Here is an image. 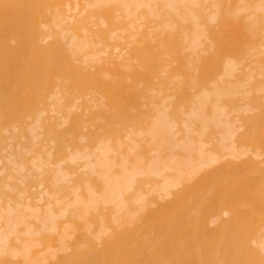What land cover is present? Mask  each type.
<instances>
[{
    "label": "bare ground",
    "instance_id": "bare-ground-1",
    "mask_svg": "<svg viewBox=\"0 0 264 264\" xmlns=\"http://www.w3.org/2000/svg\"><path fill=\"white\" fill-rule=\"evenodd\" d=\"M80 2L81 1H84L85 3L87 2V4H86V6H91V4H92V6H91V8H86L85 9V4L83 3V8H80V9H83V11L85 12L87 9H90V12H88L87 13V11L85 12V13H87V14H85V13H81V15H80V12H79V14H76V16H79V17H77V18H72V15L71 16H68V17H66L67 15H66V12L68 13V8L69 9H71V8H73V13L75 12V7H76V5L79 3H77V0H76V2L75 3H77V4H75L74 2L72 3L73 5L72 6H74L75 5V7H71L70 8V6H68V8H67V2H68V0H0V134H1V132H2V134H3V132L5 131V133H7L8 131H7V127L9 126H11V124L9 125V123H12V122H14V123H16V122H19V123H26L25 121L26 120H24V119H26V117H28V116H30L31 117V115H32V113H33V110L37 107V106H39V104L41 103V102H43V101H45L44 100V98L45 97H47L48 98V101L50 102V100H49V96L50 95H56V93H58L60 96H61V98L64 96V97H66L67 99L65 100L64 99V97H63V100L62 101H66L67 103H66V105L68 106H71V104H70V102L72 101V99H73V105H75L77 102V100H80L79 98L77 99L76 97H79V96H83V95H85L86 93H88L89 92V94H90V92H92V94H93V92L94 93H98V95H99V93H100V95H101V97H100V95H99V97L100 98H102V97H104V99L102 98V99H100L99 97H98V95H97V97L101 100V102L99 101V99H97L96 100V98H95V100H96V103L93 101V99H91V97L93 96H96V94L94 95H92L91 97H90V101H86V99L84 100V102L86 101V102H90V103H92V101L95 103L93 106V108H91L92 106L91 105H87V107L85 108V114H83V118H82V115H81V113H80V115H79V113L77 114V111L79 110L78 108H77V110H75L76 112H74V110H72V109H70V108H68V111H64V113H66V115H67V113H68V115H69V117L72 115L73 117L72 118H74V115L75 116H77L76 118H79V116L82 118H79V119H81V120H78L77 122H76V124H75V121H74V123H73V121H71L70 123H69V121L67 120V128H69L68 130V132L66 131L67 130V128H65V129H63L62 127H60V125H61V123H60V125L58 126V127H60V128H62V131L60 130V129H58L57 128V124L55 123V126L56 127H54V125H51V124H48V123H44L43 124V126H44V134L41 132V134H43V136H45L46 138H48L49 139V141L48 142H52L51 143V147L49 148L50 149V151H49V153H48V150L45 148V147H47L46 145H45V147L43 148V149H46L45 150V152H47L48 154H49V156H47V153H46V155H44V152H43V156H45V157H47V158H42L41 157V155L39 156V157H41V158H39V161H38V158L36 159V160H34V158H33V163H34V165H33V163L32 164H28V169L27 170H30L31 171V173H33L34 171H35V168L33 169L32 167H34L36 164V166H42V164H43V167L44 168H46L45 169V173H43V171H42V173H40V174H43V176H41L39 173H37V174H39V175H37V176H40L41 178H39V177H37V180H40V181H38L39 183H38V186H41V185H39V184H41L42 182H44V183H46L45 185L47 186V185H51V186H48V188L50 187V189H49V192H50V194H52V198H50V200H51V204H49L48 205V202H46L47 204H44L45 205V208H41V209H47L48 207L47 206H50V209L49 210H45V212L47 213V211L48 212H50V210L52 211V208H51V205H53L54 206V208L55 209H57L58 210V207H59V205L61 206V207H65V209H63L62 208V211L64 210L65 212H66V214H65V218H66V222L68 223V225H69V230H68V233H66V231L62 234V235H64V236H66V235H69L71 238H72V240H71V252L69 251L68 253H66L65 255H59L58 256V260H57V264H73V260L75 259V257L76 256H79L80 257V260H79V264H108V262L110 261V258L109 257H111V261L113 260V258L115 257V256H117V255H119L120 254V250H122L124 247H126V246H128L127 244H125V243H123V239H128L129 238V236H130V234L135 230V229H137L138 227H134V221H137L138 223H140V220H141V223L138 225V226H140V227H142V228H145V230H147V231H149L150 229H151V222L152 221H154V219L155 218H157V216L161 213V212H158L159 210H160V207H156L157 208V210H156V208L154 207V208H152V207H150L149 205H147V209L146 210H143L142 209V211L144 212H141L140 211V216H138V217H136L135 218V220H133L134 219V215L137 213V212H135V211H138V210H136L137 208H135V207H132V209H131V211H132V213L134 212V214H133V216H130V215H132V213L129 215V213L131 212L130 210H129V207L128 206H132V203L130 204L129 203V201L131 202V200H133L134 201V199H132L133 197H136V198H138L139 196L138 195H140V197L141 196H144V194L145 193H140L141 191L140 190H138L139 188H140V186H138V187H136L135 189L138 191V195L137 194H135V192L137 193V191H135V192H133L134 194L133 195H130L129 196V193H128V189H129V192H130V188H131V186H132V183H133V185H134V179L136 178L135 177V175L137 174V172L139 171V172H141V171H144V169L143 168H145V174H143L144 176L145 175H148L147 177H149V175L151 176V175H155L156 176V174L158 175V173L157 172H159V169L161 170V172H162V169H163V172L164 171H168L167 170V168L171 171V172H175L176 174H177V172L178 173H180L181 171H183L184 169H179V167L178 166H180L181 164H183V165H181V167L182 166H184V162L182 161L183 160V158H184V161H186L185 162V164H187V162L189 161V159H192L193 157H192V155H195L194 154V152L192 151L193 150V148H191L193 145H195L194 143V140H196V142H197V140H198V137H200L201 135H199L200 133L201 134H203V132H204V130H205V128L207 127V124L208 125H212V124H210L211 122H210V120L212 119L213 120V118H215L216 119V121H217V119H219V115L221 114V113H224V112H220V110L222 109V111H225V108H224V110H223V107L225 106L223 103L222 104H219V102H220V98L222 97V96H224V98L225 99H229L230 97H235V96H238V97H240L238 94H240L241 92H242V95L244 94V90L242 89V86H240V85H248V84H251V83H248L250 80L247 78V74H246V72L247 71H249V70H247V67H249L248 66V60H249V58L250 57H248V56H246V54H248V55H252L251 53H252V51L254 50V48H252L251 49V47H253V45L256 43V44H258L259 43V38L261 37V35L260 36H258L259 34H262L261 32H263V34H264V11H262V10H264V4H263V2H264V0L263 1H261V0H258L260 3L259 4H263V5H261L263 8H261L260 7V5L258 4V1L256 0V1H252L251 3H256L257 2V4L258 5H255V4H251L250 2V4H247V5H245L246 7L248 6V8L250 9V10H252L253 12H255L254 10H255V8H257V9H259V8H261L262 10H258V12H260V11H262V15H259L258 16V14H256V12L255 13H252V11H250L249 12V9H247V8H243L244 6H242V4L243 3H241V5L240 4H238V5H240V8L242 7V10L243 9H245V12L244 13H246L247 11H248V13L247 14H244L243 13V11L241 10V12L240 13H238V16H237V13H234V14H236V15H233L232 13L234 12V11H238L237 9H235L238 5L236 4L237 3V1H239V2H242L243 0H230L231 2H233V3H235V6L233 5V3H231L229 0H223L225 3H224V5L222 4L221 5V0H212L213 2H211V3H209V4H206L207 2H206V0H79ZM211 1V0H210ZM248 1H250V0H248ZM247 0H246V3L248 2ZM206 2V3H205ZM215 2H217L218 4H216L217 6V8L219 9V11H218V9H217V12L216 13H218V14H216V18L214 17V15H213V17H210V15H212L211 14V10H213V9H215L216 10V7L215 8H213V5L212 4H214ZM228 2V3H227ZM229 2H230V4H231V6L233 5V7H230V4H229ZM238 2V3H239ZM244 2V1H243ZM262 2V3H261ZM82 3V2H81ZM227 3V4H226ZM245 3V4H246ZM212 6H211V5ZM226 4V5H225ZM208 5H210V6H208ZM228 5V6H227ZM237 5V6H236ZM222 8H221V7ZM224 6V7H223ZM226 6H227V8H226ZM253 6V7H252ZM78 7V6H77ZM212 7V9H210ZM239 7V6H238ZM237 7V8H238ZM137 8H138V11H137ZM240 8H238L239 10H240ZM139 9H141V10H139ZM230 9H235L234 11L233 10H230ZM247 9V10H246ZM215 10H213V12L215 11ZM82 11V12H83ZM135 12V13H134ZM232 12V13H231ZM239 12V11H238ZM76 13H78V12H76ZM82 14H85V15H82ZM135 14H137V15H135ZM243 14V15H242ZM252 14H254L255 15V17L252 15ZM260 14H261V12H260ZM134 15V16H133ZM256 15H257V17H256ZM73 16H75V15H73ZM75 16V17H76ZM130 17V19H129V17ZM158 16V17H157ZM253 16V17H252ZM157 19H156V18ZM210 17V18H209ZM72 18V19H71ZM125 18H127V20L125 19ZM139 18V19H138ZM154 18L157 20V21H155L154 20ZM159 18H161V19H159ZM211 18H213V19H215V21L213 20V24H211V22L212 21H210L211 20ZM74 19V20H73ZM125 19V20H124ZM129 19V20H128ZM217 19V20H216ZM64 21H66V22H64ZM125 21H127V22H125ZM217 22V23H216ZM42 25V26H44L43 24H47L46 26H44V27H46L47 28V26L49 25V26H51L52 28V30H51V33H50V36H52V37H50V39H53L52 40V42H50L49 40V42H47V41H45V40H42L41 41V37H43V38H46L45 37V35H43V33H44V31H45V29H44V27H43V31H41L40 30V26L39 25ZM216 24V25H215ZM132 28V29H131ZM117 29V30H116ZM122 30L121 32H120V34H122V35H117V34H115L116 35V37H115V39H113L114 37H109L114 31H116L117 33L120 31V30ZM48 30L50 31V28L48 27V29H47V33L49 34V32H48ZM114 30V31H113ZM126 31V32H125ZM110 32V33H109ZM115 32V33H116ZM123 32V33H122ZM124 32L126 33L125 35H124ZM108 33H109V35H108ZM48 34H46V35H48ZM114 34V33H113ZM112 34V35H113ZM43 35V36H42ZM111 35V36H112ZM12 36H13V38H12ZM259 38H258V37ZM9 37H10V39H11V41L10 42H13V43H9V41L8 40H10L9 39ZM66 37H68V41L67 42H64L63 43V39L64 38H66ZM264 37V36H263ZM48 38H49V35H48ZM111 38V39H110ZM118 38V39H117ZM207 38H209V40L211 39V41H212V39L214 40V41H212L213 43H207V44H209L208 46L205 44H203L204 46V50L203 51H205V53H203L202 52V48H200V47H202V43H205V40H206V42H210L209 40L207 41ZM257 38V39H256ZM12 39H14L15 40V42L12 40ZM47 39V38H46ZM112 39H113V41H117L116 43H114L113 45L114 46H116V48H117V46H119V47H121V46H124L125 47V45H126V50L128 51V49H129V51H128V54H127V51H124V52H126V53H122V55H125L126 54V56L124 57V59L122 58V60L120 61L119 60V55L118 56H116L115 54L113 55V57L112 56H110L109 57V54L108 53H112V51H110V52H108V53H106L108 50H106V49H109V48H106V49H103V48H105V47H107V45H110L111 43H108V40L109 41H112ZM257 40L258 41V43L255 41V40ZM118 40H120V41H118ZM122 40V41H121ZM199 40V41H198ZM198 41V42H197ZM201 41V43H200V45H198L199 44V42ZM48 43V45H46L47 43ZM215 42V43H214ZM261 42H263V41H261ZM41 43H44V45H42ZM197 43V44H196ZM253 43V44H252ZM250 44H252V46L251 47H249V45ZM255 44V45H256ZM264 44V43H263ZM46 45V46H45ZM102 45V46H101ZM113 45H110L109 47H111L112 48V46ZM199 46V47H196V46ZM214 46L213 47V50L210 52V49L212 48V46ZM254 45V46H255ZM99 46H101V47H99ZM211 46V47H210ZM248 46V47H247ZM257 47L258 46H260L259 44L258 45H256ZM256 46H255V48H256ZM262 46H264V45H262L261 44V46L260 47H262ZM103 47V48H102ZM118 47V48H119ZM130 47V48H129ZM207 47H208V49H207ZM260 47H259V49H260ZM115 48V49H116ZM128 48V49H127ZM199 48H200V50H199ZM248 48V49H247ZM249 48H250V51L251 52H247V50H249ZM113 49V48H112ZM121 49V48H120ZM123 49V48H122ZM197 49V50H196ZM264 49V48H263ZM262 49V52L264 53V50ZM106 50V51H105ZM206 50H208V53H207V51ZM244 50H246V51H244ZM105 51V52H104ZM200 53V54H202L203 53V55L201 56L200 54L198 55V52ZM259 51V50H258ZM100 52H103V53H100ZM246 52V53H245ZM253 52H255V50L253 51ZM257 52V51H256ZM262 52H260V53H255V56H256V54H258V55H262L263 57L262 58H258L257 56H256V58H254V59H251V60H253V61H250V62H254V60H256L257 62V64H256V67H254L255 66V64L253 65V67H252V65H250L251 66V71L250 72H247V73H250L252 76H253V74H257V72H258V76H256V75H254L253 76V78H251V80L253 81V84L252 85H249V87L251 88L255 83V79H257V78H259V76L261 77V81H260V83L259 82H257L258 84H259V86H261L262 88H264V74H263V71H264V66H262V64H261V62L264 64V54H262ZM98 54V55H100L99 57V59H98V57H96L97 55H95V54ZM100 53V54H99ZM105 53V54H104ZM225 53H226V55H225ZM245 53V54H244ZM103 54V56L104 55H106V56H108V58H103V56H101ZM121 54V53H120ZM165 54V55H164ZM230 54H232V60H234L236 57H238V58H236L237 60H234V61H236L237 62V64H238V66L239 67H242L243 68V66L241 65L240 66V64H243L242 62L240 63V61H242V59H243V56H244V61H245V59H247V57H248V59L244 62L245 64L247 63V67L244 65V70H246V72H245V74H244V70H242V69H240L239 67L237 68V67H234V68H237V69H240V71H241V73H240V77H239V80H235L236 82H238L239 83V85H237V83L235 84V81H232L233 80V78H235V77H233V76H235V74H231L232 73V71H234L235 69L234 68H232L233 66L232 65H234L235 66V62H233V64L232 65H228V64H231V62H232V60H230L231 59V57L230 56H228V55H230ZM254 54V53H253ZM93 55H95V58L94 59H92V60H90L91 58H92V56ZM164 55V56H163ZM223 55H224V58H223ZM161 56H162V58H161ZM167 56H168V58L170 57V59L172 58V62L170 61V60H166V59H168L167 58ZM173 56V57H172ZM230 57V58H228V57ZM234 56H236V57H234ZM246 56V57H245ZM94 57V56H93ZM102 57V58H101ZM112 57V58H111ZM117 57V59H115V58ZM122 57V56H121ZM160 57V58H159ZM166 59H165V58ZM241 57H242V59H241ZM259 57H261V56H259ZM96 58L99 60V63H100V65H98L99 63H97L98 61L96 60ZM164 58V59H163ZM184 58V59H183ZM188 58H189V60H190V58L192 59V61L190 60H188ZM223 58V59H222ZM253 58V57H252ZM26 59H29L30 60V62H28ZM57 59V61H58V63H56V61L55 62H53L54 60H56ZM63 59H64V62H63ZM102 59V60H101ZM121 59V58H120ZM179 59V60H178ZM181 59V60H180ZM185 59H186V61H188V62H186L185 61ZM226 59V60H225ZM88 60L89 61H93L94 60V63L93 64H95L96 63V66H94V68H96L95 70L96 71H92L91 69L93 68V64L92 63H90L89 64V62H88ZM100 60L102 61V63L100 62ZM116 60V61H115ZM159 60H161V62L163 61L164 62V65H163V62L161 63ZM164 60H166V61H164ZM175 60H176V62H175ZM223 60H225L226 62H227V60H228V64H225L226 62H224ZM238 60H239V62H238ZM260 60V62L258 63V61ZM61 61H62V63H61ZM193 61H194V63H193ZM27 62V63H26ZM88 62V63H87ZM105 62H107V63H105ZM136 62V63H135ZM170 63V65H167L166 63ZM174 62V63H173ZM177 62H179L178 64H180L179 66H180V68H182L181 70H183L184 71V73L186 74L187 72H189V74H191V76L193 75V73H194V70H195V72L198 70V72L200 71V70H202V71H200L199 73H201V72H203V71H205V73H206V75L207 76H205V74L204 75H202V73L200 74L201 76V78H203L202 76H204V78H206V80H204L203 79V81L201 80V79H199L200 77H198V79H197V77H196V80H198V86L200 85V84H202L203 86H204V88L202 87V86H200L201 88H200V90H199V92L197 91H195V94L197 93V95H199V96H197V95H195V94H193L192 95V89H194L196 86H197V84H196V81H194L195 79V74L196 73H194V75L192 76V78L194 79H192L191 78V76L188 74L187 75V81H186V83L183 85V83L181 82V80L182 81H184L183 79V76L185 77V74L184 75H179L178 73V75L180 76V78H179V76H177V74H175L174 73V76H177L178 78H179V80H180V82H181V84L178 82H176L175 80V83H177L176 85H174V84H172L171 86H173V87H176L177 89L176 90H178V91H175V92H177L176 93V95H174L173 96V98H177V97H179V96H182V92L184 91V93L186 94V95H188L189 93L191 94V99L192 100H188V103H186V104H189V102L191 103V104H189V106L190 107H195V105H196V107L193 109V108H191V110H192V112H195L196 111V108L197 107H199V108H197V113L195 112V113H193L195 116H193L192 115V117L190 116V117H187L186 115H188V114H185L186 113V110H187V108L185 109V110H183V107H182V105H180L181 107H182V110L183 111H185V113H184V115H183V113H182V110L180 109L181 107H179L178 105L176 106V107H179V109L180 110H178V108L176 109V107H175V110H178V111H176V112H178L181 116H180V118L182 117V115H183V117L184 116H186V118H188V119H185V117H184V119H180L182 122L185 120L186 122H188L189 124H194V126H196L195 124H198L197 126L198 127H200L201 129H203V131H201V130H199L197 133L195 132V137H197V135H199L197 138H195V139H191L190 137L192 136V137H194L193 135V131L195 130H192L193 128H196V127H193V125H192V127L190 126V127H188V125H187V127L185 126L187 123L184 121V123H182L181 124V122L179 121V126L181 125V127H182V129H184V130H182L183 131V133H184V136H185V138L186 137H188V136H186L188 133V135H189V140H188V138L187 139H185V140H183L182 139V141H181V145H180V143H179V141H180V138L179 139H176L175 138V134H178L179 133V131L176 133V131H175V133H174V135L173 136H171L170 135V133L169 132H171V134H173L172 133V130H173V126L175 125V128H176V122L177 121H175V123H174V121H172V123H173V125L171 124V120L170 121H168V122H170L169 123V125L171 124V129L172 130H170L168 127V123H166L167 122V119L169 118V114H168V110L171 108V103H169L170 101H171V99L172 98H169V97H161V89H163V92H164V90L166 89V88H168V86H170V82L172 81V79L173 78H175L174 76H171V77H173V78H167V76H165V75H173V73H171L170 74V72L171 71H176V66H178L176 63ZM181 62V63H180ZM56 63V64H55ZM61 63V64H60ZM64 63V64H63ZM145 65H144V64ZM158 65H157V64ZM164 66H162L161 67V69L159 70L158 69V67L159 66H161V64ZM173 63V64H172ZM89 64V65H88ZM92 64V65H91ZM106 65V67L104 66L103 67V65ZM138 64V65H137ZM176 64V65H175ZM183 64H186L187 65V67L184 65L183 66ZM193 64H194V66H193ZM226 65V67H225V65ZM250 64V63H249ZM252 64V63H251ZM261 64V65H260ZM154 65V66H153ZM183 67H182V66ZM191 65V66H190ZM258 65H260V67H258V69L259 68H261L260 69V71H261V73H262V76L261 75H259V74H261L259 71H258V69H257V66ZM87 66V67H86ZM90 66H92V67H90ZM108 66V67H107ZM139 66V67H138ZM142 66V67H141ZM170 66L172 67L171 69H173V67H174V69L173 70H171L170 69ZM189 66V67H188ZM230 68H229V67ZM101 67V68H100ZM137 67H138V69H137ZM141 67V68H140ZM155 67V68H154ZM157 67V68H156ZM167 67H168V69H167ZM185 67V68H184ZM246 67V68H245ZM263 67V68H262ZM86 68H87V70H86ZM144 68V69H143ZM160 68V67H159ZM179 68V67H178ZM188 68L190 69V70H192L193 69V71H191V72H193V73H191L190 71H187L188 70ZM195 68V69H194ZM198 68V69H197ZM227 68V69H226ZM254 68H256V70L254 71L253 69ZM138 71H137V70ZM141 69H143L142 71H141ZM154 69V70H153ZM197 69V70H196ZM200 69V70H199ZM232 69H234V70H232ZM84 70L85 71H87V72H90V73H85L84 72ZM94 72L93 74H92V72ZM162 70V71H161ZM230 72H229V71ZM263 70V71H262ZM143 71H144V73L146 74V76H145V74L143 73ZM157 71V72H156ZM164 71V72H163ZM168 71H169V73H168ZM177 71H179V70H177ZM183 71H182V73H183ZM187 71V72H186ZM237 71V70H236ZM239 71V72H240ZM254 72V73H251V72ZM27 72V73H26ZM135 72H137L136 74H139V72H140V74H139V76H138V78H139V80L137 79V80H133V82H135V81H138V82H136V84H137V86L135 85V87H137V88H139L140 87V82H142V84H144V85H141L142 87H140V89H137L138 90V92H136L137 90L135 89V87H133L134 89H132L131 91H130V88H131V85H133V82L131 83L130 82V80L132 79L131 77L134 75L135 76V74H133V73H135ZM159 72V73H158ZM161 72V73H160ZM165 74H163V73ZM180 72V71H179ZM235 72V71H234ZM233 72V73H234ZM239 72H237L238 73V76H239ZM149 73H152L150 76H152V79H153V81H155V82H153L152 81V79L151 78H149ZM157 73V75L158 76H160V74L161 75H164V76H162V78H161V76H160V78L158 77V76H156L155 74ZM211 75V74H213V75H211V76H213V80H211V79H209V80H207V78L210 76L209 74ZM228 73V74H227ZM43 74H45L44 76H42ZM86 74V75H85ZM133 74V75H132ZM250 74H248V76L250 75ZM132 75V76H131ZM209 75V76H208ZM216 75V76H215ZM217 75H219V76H221V77H218ZM227 75H229V77L227 76ZM241 75L242 76H246V78L245 77H241ZM250 75V76H251ZM137 76V75H136ZM188 76H190L189 78H188ZM211 76L209 77V78H211ZM223 76H225V77H223ZM227 76V77H226ZM238 76H236L237 78H238ZM249 76V77H250ZM251 76V77H252ZM22 77V78H21ZM26 77V79H28V81L26 82V80L24 79ZM44 77V78H43ZM169 77V76H168ZM216 79H215V78ZM223 77V79L225 80V82H216L217 81V78L219 79V80H221V78ZM232 77V78H231ZM263 77V78H262ZM129 78H131V79H129ZM145 78H149V80L150 81H148L147 82V80L145 79ZM229 78H231V81L229 80H227V79H229ZM242 78V79H241ZM243 78H245V79H247L246 81H247V83L245 82V83H243V84H241L239 81H241V82H243ZM39 79V80H38ZM145 79V80H144ZM157 79H158V82H157ZM160 79V80H159ZM168 79H170V80H168ZM177 79V78H176ZM189 79V80H188ZM241 79V80H240ZM263 79V80H262ZM144 80V81H143ZM178 80V79H177ZM212 82H211V81ZM216 80V81H215ZM22 81H23V83H22ZM146 81V82H145ZM168 81H170L169 83H168ZM190 81V82H189ZM258 81V80H257ZM263 81V82H262ZM188 82V83H187ZM227 82H229L230 84H232L233 82V84L234 85H237V86H233V84L231 85L232 87H233V89L234 88H236V91H238L237 93V95H236V91H235V89H234V91H233V89H232V87H230V84L229 83H227ZM262 82V83H261ZM16 83H17V86H16ZM151 83H156V85L154 84V85H149V84H151ZM172 83V82H171ZM191 83V84H190ZM213 83V84H212ZM215 83V84H214ZM217 83V84H216ZM226 83V84H225ZM135 84V83H134ZM145 84L147 85V86H145ZM187 84V85H186ZM210 84H211V86H210ZM229 84V85H228ZM258 84H256V85H254L251 89L252 90H255V89H253L254 87L256 88V89H258V88H260V87H258L257 85ZM22 85V86H21ZM139 85V86H138ZM191 85V87L190 88H192V87H194V88H192V89H190L191 91L189 92L188 91V89H189V87H186V86H190ZM216 87H215V86ZM17 87V90H16V87ZM151 87V90H152V88L155 86V88H157V89H159V91H156L154 88H153V93H154V90L156 91V92H158L157 93V95L159 94V92H160V97L163 99V101L162 100H159V101H161L162 103V105L160 104V102H159V105H161V106H156V104L154 103V105H151V104H153L152 103V101L150 102V100H154V97H155V95L153 94V93H148L149 92V89H147V87ZM169 87L168 89H170V88H172V87ZM180 86H185V87H183V88H178V87H180ZM214 86V87H213ZM238 86L241 88V89H239L238 88ZM18 87H20L19 89H18ZM146 87V88H145ZM185 88V89H184ZM188 88V89H187ZM244 88V87H243ZM168 89H166V92H172V91H168ZM174 89V88H173ZM173 89H171V90H173ZM179 89H181L180 91H179ZM13 90H15V91H17V92H14ZM134 90V91H133ZM148 90V91H147ZM185 90H187L186 92H185ZM240 90H241V92H240ZM252 90H251V92H252ZM258 90H260V89H258ZM133 91V92H132ZM207 91V92H206ZM249 91H250V89H249ZM141 94H140V93ZM181 92V93H180ZM200 92H202L201 94H200ZM206 92V94H204ZM248 92V91H247ZM261 91H256L254 94L252 93V95H254V97H256L258 94L257 93H260ZM262 92L264 93V90H262ZM46 93H47V96H46ZM180 95H179V94ZM188 93V94H187ZM234 93V94H233ZM49 94V95H48ZM102 94H103V96H102ZM154 95L153 97H152V95ZM255 94H257L256 96H255ZM91 95V94H90ZM156 95V99L157 98H159L158 96ZM170 96H172L173 95V93L172 94H169ZM184 95V94H183ZM245 95V94H244ZM247 95V94H246ZM251 94H249V92H248V98L249 99H251L252 98V100H251V102L250 103H252L253 105H254V99L256 100V98H254L252 95V97H249ZM86 96H88V95H86ZM175 96H177V97H175ZM193 96V97H192ZM260 96V100H259V103H257V105H259V106H256L255 105V107H261V111H259V112H257L254 116H253V118H250V119H248L249 121H251V122H247V125H248V130H247V134H248V140H249V142H250V144L252 143L251 141H252V137H256V138H254V146H255V143H256V145H257V147H259L261 150H262V153H263V156H264V107H263V109H262V106H264V104H263V98H264V96L263 95H259ZM54 97V96H53ZM143 97V98H142ZM195 97V98H194ZM228 97V98H227ZM242 97V96H241ZM240 97V98H241ZM243 97H245V96H243ZM247 97H246V99H247ZM262 97V98H261ZM52 98V97H51ZM50 98V99H51ZM55 98H56V96H55ZM74 98H76L77 100L76 101H74L75 99ZM83 98H85V96L83 97ZM82 98V99H83ZM140 98V99H139ZM144 98H148V99H146L147 100V102H145V99ZM165 98H167L166 100V102H165ZM169 98V99H168ZM182 98H183V96H182ZM57 99V98H56ZM81 99V100H82ZM141 99H143L142 101L144 102H142L141 101ZM150 99V100H149ZM179 100L181 99V97L180 98H178ZM233 99V98H232ZM245 99V98H244ZM140 102H139V101ZM168 100H170V101H168ZM183 100V99H182ZM182 100H180V101H182ZM243 100V99H242ZM257 100H258V98H257ZM51 101H52V99H51ZM53 101L55 102V100H54V98H53ZM60 100H58V102H59ZM98 101V102H97ZM219 101V102H218ZM240 101V100H239ZM263 101V102H262ZM85 102V103H86ZM136 102V103H135ZM138 102V103H137ZM142 102V103H141ZM173 102H174V100H173ZM192 102H193V105H192ZM221 102H223V100L221 101ZM228 102V101H227ZM229 102H232L231 100L229 101ZM238 102V101H237ZM248 102V101H247ZM45 103H46V101H45ZM52 103V102H51ZM57 103V102H56ZM64 102H62V103H57L58 105V107H59V105L61 104V109L64 107V106H66V105H64L63 104ZM134 103V104H133ZM150 103V104H149ZM164 103H166L167 105H165ZM175 103V102H174ZM218 103V104H217ZM256 103V102H255ZM262 103V104H261ZM47 104V103H46ZM129 104H131V107H130V105ZM140 104H142L141 105V107L143 106L144 108H146V110L151 106V108H152V111H151V108H150V111L151 112H153L151 115H152V117H151V115L149 116V117H151V118H149L148 116H146V117H148L149 118V120H148V118H144L143 116L145 115V114H143V113H140V116H141V118L140 117H136L135 115H134V109H133V107H135V108H137V106H140ZM144 104V105H143ZM149 104V105H148ZM169 104V105H168ZM247 104V103H246ZM50 105V104H49ZM48 105V106H49ZM73 105H72V107H73ZM78 105H79V103H78ZM127 105H129V106H127ZM133 105V106H132ZM135 105V106H134ZM149 107H148V106ZM205 105H207V106H205ZM214 105H216V109H215V106ZM218 105H220V106H218ZM221 105H222V107H221ZM224 105V106H223ZM234 105V104H233ZM251 105V104H250ZM249 105V106H250ZM262 105V106H261ZM40 106H41V104H40ZM39 106V107H40ZM44 106H46V105H44ZM56 106V105H55ZM148 108H147V107ZM234 106H236L237 108H235L234 107V109H235V112H236V109H239V113L241 112V110L243 111V107H242V109L240 108L241 107V105H234ZM244 106V110H245V107H247V106H245V105H243ZM38 107V111H41V107L39 108ZM51 107V106H50ZM141 107H139V111L141 110ZM154 107V108H153ZM155 107H157V111L155 110V112L153 111L154 109H155ZM162 107V108H161ZM168 107V108H167ZM190 107L188 108V109H190ZM221 107V109H219V108ZM251 107V106H250ZM52 108V107H51ZM64 108H66V107H64ZM74 108V107H73ZM95 108V109H94ZM128 108H131L130 110L128 109ZM161 108V109H160ZM164 108V109H163ZM166 108H167V110H166ZM201 108H203V109H201ZM217 108H218V110H217ZM232 108V107H231ZM254 108V107H253ZM58 109V108H57ZM60 109V110H61ZM74 109H76V108H74ZM86 109L88 110V111H86ZM159 109V110H158ZM199 109H201L202 110V112H203V110H204V118H206L207 119V121L206 122H209V123H205V121L204 120H206V119H204V120H202L203 119V115L202 114H200V112L199 111H201V110H199ZM215 109V110H214ZM234 109H232V110H234ZM35 110H37V108L35 109ZM50 110V109H49ZM65 110V109H64ZM71 110V111H70ZM146 110L144 109V113H146ZM195 110V111H194ZM207 110V111H206ZM209 110V111H208ZM231 109L229 110V112L230 111H232ZM44 111V110H43ZM43 111H41V113L43 112ZM54 111V110H53ZM57 111V110H56ZM59 111V110H58ZM128 111H130V112H128ZM133 113H132V112ZM142 111V110H141ZM166 111V112H165ZM181 111V112H180ZM206 111V112H205ZM217 112V117L218 118H216V112ZM50 112V111H49ZM60 112V111H59ZM88 112V113H87ZM150 112V113H151ZM170 112V111H169ZM192 112L191 111H187V113H191L192 114ZM198 112H199V114H198ZM219 112V113H218ZM41 113H40V115H41ZM51 113V112H50ZM54 113V112H53ZM56 113V112H55ZM63 112H60V113H56V116H57V114L59 115V117H61L60 116V114H62ZM87 113V114H86ZM149 113V114H150ZM209 113H212L213 115H214V113H215V115L213 116V115H211L210 116V118L208 119V117H206V115L208 116L209 115ZM237 113V112H236ZM35 114V113H34ZM226 114H228L227 112H225L224 113V116L226 115ZM258 114V115H257ZM49 115V114H48ZM47 115V116H48ZM53 116L55 115V114H52ZM66 115H64V116H66ZM84 115H86V116H90V118H92L93 120L92 121H94L95 122V126L94 125H91L92 127L94 126L95 127V131H93V132H91L92 130H91V126H89V127H91L90 128V130H88V132L89 133H91L90 134V136H88L87 135V137H89L87 140H85V142H82L81 140H83V138H84V136L82 135V137H81V135H79L78 136V134H81V132H82V130H83V132L82 133H84V131H86V130H84V129H82V128H84L82 125H85L84 123H81V121L83 122V120H84ZM134 115V116H133ZM171 115V114H170ZM174 116H175V118L176 119H178L179 120V117L178 116H176V113H174ZM199 116H201L202 118L200 119V117ZM30 117H28V118H30ZM40 117V116H39ZM39 117H37V122L35 121L36 120V118L34 119V122H36V127L38 128V130H39V128L40 127H42V126H40L39 125ZM58 117V116H57ZM63 117V116H62ZM67 117V116H66ZM143 117V118H142ZM155 117V118H154ZM48 118H49V120H50V122L52 123V121H51V119H53L52 118V116H48ZM87 118V117H86ZM127 118V119H126ZM221 118H223V120H222V122H220L219 120H221ZM241 118V117H240ZM256 118V119H255ZM31 119V118H30ZM54 119H58V118H54ZM53 119V121H55ZM67 119V118H66ZM88 119V118H87ZM146 119H147V123L149 122V126L148 125H145L146 123ZM170 119V118H169ZM168 119V120H169ZM171 119L173 120V118L171 117ZM214 119V120H215ZM225 118L223 117V116H221L220 115V119L218 120V122H219V124H215L216 125V127H217V129L219 130V127H220V125H222V123L225 121L224 120ZM244 119H246V118H244ZM252 119H253V121H252ZM61 120H62V118H61ZM241 120H243L242 118H241ZM28 121V120H27ZM85 121V120H84ZM91 121V120H90ZM128 121V122H127ZM216 121H214V123H216ZM56 122V121H55ZM64 122H65V120H64ZM64 122H62V123H64ZM79 122H80V124H79ZM93 122V123H94ZM13 123V124H14ZM32 123V122H31ZM72 123V124H71ZM86 123V122H85ZM126 123H128L129 124V126L131 125V127L132 126H136V125H138V128H145L144 129V131H148V135L149 136H151L152 138H150V140H149V136H148V139L146 140V142H147V146H144L143 147V149H142V151H140V149L138 150H136V152H137V156L135 155L136 154V152H135V148H137L138 146H140V148L142 147V135L143 134H146V133H144V131L143 130H141L143 133H140V134H135L136 133V131L138 130H136V131H134L133 130V132H132V130L130 129V127L127 125V129L129 128V130H131V132H127L128 134H129V136H127V137H130L129 139H131L130 140V144H131V142H133L132 144H131V148H130V146H129V148H130V150L128 149V148H126L127 147V145H126V143H127V140H125L126 141V143L124 142V141H122L123 140V137L122 136H124L123 134V126H125V124ZM213 123V122H212ZM221 123V124H220ZM12 124V125H13ZM35 124V123H34ZM52 124H54V123H52ZM68 124L71 126H68ZM78 124V125H77ZM150 124H152V125H150ZM202 124V125H201ZM15 125V124H14ZM11 126L12 127V129H15L16 128V125L15 126ZM28 125V124H27ZM31 125H33V124H31ZM39 125V126H38ZM64 125V124H63ZM63 125H61V126H63ZM73 125V126H72ZM89 125H90V123H89ZM145 125V126H144ZM205 127H204V126ZM219 127H218V126ZM262 125H263V127H262ZM18 126H20V124L18 125ZM76 126H78V127H76ZM80 126H82L81 128H80ZM150 126H152V128L150 127ZM168 126V127H167ZM183 126H185V128H186V130H187V132H185L186 130H185V128H183ZM201 126H203V127H201ZM214 126V125H213ZM245 126V130H246V125H244ZM14 127V128H13ZM21 127V126H20ZM29 127V126H28ZM137 127V126H136ZM209 127V126H208ZM32 128H34V127H31L30 128V130H27V129H21V131H20V129H19V133L17 134L16 132V134H14V135H12V134H10L11 136H9L10 138L12 137V138H14V141L16 140L17 141V143H15L17 146H16V149H15V151H13V153H14V155H17V156H19L18 158H19V160L22 158V156H24V155H22L23 153H24V150L25 149H22V148H27L28 150L30 149H32L34 146H35V144H38V143H36L37 142V139L39 138V137H41V134H39V133H37V130L36 131H34V132H36L35 134H37L39 137H37V139L35 138V139H33V136H37V135H31V129ZM57 128V129H56ZM85 128H86V126H85ZM149 128H151L152 129V131L149 129ZM190 128H191V130H190ZM200 128H198V129H200ZM221 128H222V126H221ZM12 129H10V130H12ZM35 129V128H34ZM33 129V130H34ZM75 129V130H74ZM82 129V130H81ZM87 129V128H86ZM93 129V128H92ZM134 129V128H133ZM207 129H209V128H207ZM206 129V130H207ZM32 130V131H33ZM43 129L41 128V130H39V131H42ZM61 132H59V131ZM65 130V131H64ZM70 130H73V131H70ZM80 130V131H79ZM128 130V131H129ZM140 130V129H139ZM191 132V134H190V132ZM205 130V131H206ZM220 130H222V129H220ZM13 132H14V130H12ZM11 131V132H12ZM75 131V132H74ZM78 131V132H77ZM150 131V132H149ZM20 132H22V133H20ZM34 132H32V134H34ZM65 132H67L66 134L68 135V134H71V136L72 137H77L78 136V138H72L71 136H69V137H67V135L65 136ZM69 132H71V133H69ZM139 132V131H138ZM137 132V133H138ZM200 132V133H199ZM217 132V131H216ZM221 132V131H220ZM75 133H77L76 135L77 136H75L74 134ZM126 133V132H125ZM131 133H134V135L132 134V136H133V138H135V137H138L137 135H139V137H138V142L140 141V140H142V141H140V143H137L136 142V144H137V146H135V141H134V139L130 136V134ZM151 133H154L153 135H151ZM245 133V132H244ZM8 134V135H9ZM63 134H64V136H63ZM73 134V135H72ZM142 134V135H141ZM146 134V135H147ZM186 134V135H185ZM193 134V135H192ZM8 135H7V137H8ZM136 135V136H135ZM141 135V136H140ZM146 135H144V138H145V136ZM155 135H156V137H155ZM191 135V136H190ZM241 135V134H240ZM244 135V134H243ZM242 135V136H243ZM4 137V135H0V138L1 137ZM208 136H212V135H208ZM64 137H65V139H64ZM122 137V138H121ZM172 137H174V141H172L173 140V138ZM244 137V136H243ZM247 137V136H246ZM251 137V138H250ZM10 138H9V140H10ZM19 138H22L24 141L22 142V139H21V141H20V139ZM69 138V139H68ZM140 138V139H139ZM143 138V139H144ZM167 138H169L168 140H170V138H171V142H173V143H175V141H177L178 140V142H176L179 146V149H178V151H179V153H178V151H177V148L175 149L176 151H177V153L172 149V147H170V145L172 146L173 145V143H171V142H169V141H167V143L169 142V146H167V145H164V144H166V141L165 140H167ZM202 138V137H201ZM201 138H199V140L201 139ZM66 139H67V142H66ZM120 139H122L121 141L122 142H124V143H122V145L120 144ZM126 139V138H125ZM153 139H154V141L156 140V142H154L153 141ZM160 139V141L162 142V149H166V148H168L167 150H168V152L167 153H164V151L162 150L161 152H160V149H161V145H160V149L159 150H157V149H155V148H157V147H159V146H157L156 147V145H159V143H161L160 141H158ZM1 140H2V138H1ZM4 140V139H3ZM2 140V141H3ZM6 140V139H5ZM33 140H35V142H33ZM106 140V141H105ZM151 140L154 142V144H156L157 142V144L156 145H154L153 144V142L151 143ZM188 140V141H187ZM199 140H198V144H196V145H198L197 147V149H199V145H200V151L198 150V151H196L195 150V152L197 153V155H199V156H197V158L198 159H201V157L202 156H200V155H202V152H201V144H199L200 142H203V141H200L199 142ZM208 140V139H207ZM2 141H1V143H2ZM10 141H12V140H10ZM14 141H13V143H14ZM81 141V142H80ZM104 141V143L105 144H103L102 142ZM129 141V140H128ZM187 143V144H190V141H193V142H191L192 144L190 145V146H188L187 147V153H188V155H185V154H187V153H184V152H181L182 153V156H183V158L181 159V158H179L180 160H177L178 158H177V156H180L179 154H181L180 153V150H182V151H184V149L186 148L185 146H187V144L185 145L184 143L185 142ZM209 141V140H208ZM208 141L207 142H203V143H208ZM246 141H247V139H246ZM45 142V141H44ZM43 142V143H44ZM108 142V143H107ZM119 142V143H118ZM146 142H144L143 141V145H145V143ZM183 142V143H182ZM189 142V143H188ZM21 143V144H20ZM101 143V144H100ZM150 143H151V145L153 144L155 147H153V145H152V147H153V150L152 149H150L149 151H154V149H155V153L158 151V153L160 152V153H163L164 155H163V157H165V155H168V153L170 154L171 152H169V150H170V148L172 149V152L174 153V155L176 156V158H175V156L173 157V159L171 158V162L173 161V163H172V167H173V169H172V167H170L171 165L169 164V165H166L165 163L167 162V157H165V159H164V162H163V157H160L161 155H159L158 153H156V155H153V156H155V157H152V155H151V159H153V161H150L149 160V158L147 159L148 161H146V162H148L147 164H146V162H145V164H144V162H142L141 161V158H143L142 157V155L143 154H147V152H149L148 151V147H150L151 145H150ZM211 142H209L208 144H210ZM214 144L216 143V142H213ZM218 143V142H217ZM216 143V144H217ZM240 143V142H239ZM4 144V143H3ZM3 144H0V147H1V145H2V148L4 147L3 146ZM8 144V143H7ZM10 144V143H9ZM20 144V145H19ZM102 144H103V146H102ZM125 144V145H124ZM5 145V144H4ZM100 145V146H99ZM123 145H124V151H122V154H121V152H120V147L119 146H121L122 148H123ZM135 147H134V146ZM150 145V146H149ZM183 145H185V146H183ZM196 145H195V149H196ZM8 146V145H7ZM38 145H36V147H37ZM41 146V148H42V145H40ZM40 146H39V148H40ZM72 147L73 149L75 148V147H77V149H76V151H77V153L75 152V149L74 150H72L71 152H68L67 150L69 149L68 147ZM174 146H175V144H174ZM173 146V147H174ZM183 146V148L184 149H180L181 147ZM11 147V146H10ZM15 147V146H14ZM119 149H118V148ZM134 147V148H133ZM163 147H165V148H163ZM190 147V148H189ZM217 147H218V144H217ZM6 148H9V146L8 147H6ZM79 148H82V150H84L85 148H86V151H83L82 153L84 154L85 152H87V150H89V151H91V150H94L95 148V150L97 151V152H95L94 153V151H91L90 153H94L93 155L94 156H92V155H90L89 154V152H88V155H90V158H91V156H92V160L91 161H89V159H87V161L88 162H84V159L83 160H81V162H84V164H83V167L85 166V170L83 171V172H81V173H78V171L80 170V168H78L77 169V171H76V168H75V170H74V172L72 171V170H70V171H72L73 173H71V172H69V170H67V168H71V165L70 164H68V162L69 163H74V162H76L77 160L76 159H79L78 160V164H79V161H80V159H82L81 157H82V155L83 154H81L80 152L81 151H79ZM88 148V149H87ZM92 148H94V149H92ZM132 148H133V150H134V153L135 154H132L131 152L133 151L132 150ZM9 149H12V147L11 148H9ZM42 149V150H43ZM67 149V150H66ZM98 149V150H97ZM128 149V150H127ZM193 152L192 153V155L189 153V152H191L190 150ZM219 149V147L217 148V150ZM4 151L5 152V147H4V150L3 149H1L0 148V153H3L2 151ZM28 150H26V151H28ZM116 150V152L115 153H111V152H114ZM119 150V151H118ZM166 150V151H167ZM189 150V151H188ZM9 151H12V150H8L7 152H9ZM25 151V153H26V156H28L27 154L28 153H30L29 155H31V153H32V151L31 152H26ZM37 151H39L38 152V154L41 152V149L39 150H37ZM36 151V152H37ZM44 151V150H43ZM126 151H127V153H128V151H130L129 153H131V155H129V153H128V155H127V159H130V161L129 160H127V161H129L128 162V164H126V161L124 162V160L126 159V158H124L122 161L120 160V158H121V156L123 155V152H124V155H125V153H126ZM140 151V152H139ZM203 151V150H202ZM214 151V150H213ZM72 153V154H65V153ZM75 152V153H74ZM119 153V155H118V153ZM16 153V154H15ZM34 153V152H33ZM32 153V154H33ZM73 153L74 154H78V155H74V156H76L75 158L76 159H73L74 161L72 162L71 160L72 159H70L69 158V160L67 159L68 157H66L65 155H69V157H71L72 158V156L71 155H73ZM79 153L81 154V157L79 156ZM126 153V154H127ZM140 153V154H139ZM151 154H154L153 152H150ZM150 153L149 154H147V155H150ZM173 153H171L170 155H168V156H173ZM176 153V154H175ZM199 153H201V154H199ZM7 154V153H6ZM38 154H35V155H38ZM86 154V153H85ZM112 154V155H111ZM114 154H116V156L117 157H120L119 158V160H116L115 161V159H111V158H115V156H114ZM184 154V155H183ZM253 154V153H252ZM13 155V154H12ZM110 155H111V158H110ZM137 157V159L135 158V156ZM140 155V156H139ZM191 155V156H190ZM7 156V155H6ZM20 156H21V158H20ZM62 156H65V158L67 159L66 161H68V162H66V169H64V170H62V172H65V173H62L60 170H61V168H60V165H59V168L58 169H60L59 171L61 172H59V171H57L56 173H60L59 175V177L62 179V178H64V177H66L67 179H63V181L61 180V179H58L59 177L57 176L56 178H51L52 176H54L55 177V173L54 172H51V175H52V173H54V175H50V174H48L51 170H52V168L54 169V171H55V169L57 168H54V167H52L51 165H53L54 164V166H56V165H58V163L60 164V163H63V162H65L64 160H65V158H62ZM79 156V158H77ZM85 156V155H84ZM87 156V155H86ZM156 156H158L157 158L159 159V157H160V159L159 160H161L160 162L165 166V168H166V170H165V168H164V166H161V168H160V162H156V161H154L155 159H156ZM185 156V157H184ZM187 156L189 157V158H187ZM10 157V156H9ZM30 157H32V156H30ZM34 157V156H33ZM37 157V156H36ZM138 157H140V158H138ZM4 158L6 159V157L4 156ZM12 158H14V157H12ZM15 158H16V156H15ZM18 158H17V160H15L14 161V164H13V161H12V159H10V158H8L9 160V162H10V160L12 161V164L11 165H14L15 166V163H16V161H19L18 160ZM63 159V161L61 162V160ZM74 158V157H73ZM85 158V157H84ZM89 158V157H88ZM187 158V160H185ZM0 159H1V156H0ZM5 159H3V160H5ZM176 161H175V160ZM262 159V158H261ZM59 160V161H58ZM138 160H139V163H138ZM142 160H144V159H142ZM197 160V159H196ZM244 160V159H243ZM20 161H22V162H25V161H23V159L22 160H20ZM20 161H19V163H20ZM34 161H36V162H34ZM71 161V162H70ZM135 161H137V162H135ZM175 161V162H174ZM191 161V160H190ZM240 161V160H239ZM1 162V161H0ZM8 162V165H10V163ZM22 162H21V164H22ZM54 162H56V164L54 163ZM80 162V163H81ZM142 162V163H141ZM150 162V163H149ZM157 164H156V163ZM224 162V161H223ZM19 163L17 162L16 164H17V169H16V167H15V169H14V171H19V173H22V171L24 170L23 168L24 167H22L23 166V164H22V166H21V168H20V166H19ZM36 163V164H35ZM50 164V163H52V164H50V167H49V165H47V164ZM124 163V164H123ZM132 163V164H131ZM137 163L139 164L138 166L139 167H142V165H143V168H139L138 166H136L137 165ZM141 163V164H140ZM152 163V164H151ZM169 163V162H168ZM189 163H192V162H188V164ZM251 163H252V161H251ZM263 163H264V161H263ZM5 164H6V162L3 164V167H2V170H4V167H5ZM26 164V163H25ZM45 164V165H44ZM82 164V163H81ZM154 164V167H152V165ZM156 164V165H155ZM174 164V165H173ZM220 164V163H219ZM246 164V163H245ZM1 165V164H0ZM10 165V166H11ZM127 165L128 166H131L130 168H127ZM132 165H134V166H132ZM151 165V166H150ZM159 165V166H158ZM221 165H223V164H221ZM238 165V164H237ZM27 166V165H26ZM48 166V167H47ZM150 166V167H149ZM198 166V165H197ZM201 166V165H200ZM199 166V167H200ZM253 166H254V164H253ZM256 166V165H255ZM38 167H36V168H38ZM83 167H81L82 169H83ZM180 167V168H181ZM185 167V166H184ZM212 167H214V166H212ZM1 168V167H0ZM8 168V167H7ZM10 168H12V167H10ZM29 168H31V169H29ZM43 168V169H44ZM48 168H51L49 171H48ZM231 168V167H230ZM229 168V169H230ZM264 168V167H263ZM6 169V168H5ZM9 169V168H8ZM13 169V168H12ZM19 169V170H18ZM23 169V170H22ZM41 169H42V167H41ZM42 169V170H43ZM158 169V170H157ZM179 169V170H178ZM232 169H233V167H232ZM244 169H246V168H244ZM256 169V167H254V170ZM20 170H22L21 172H20ZM34 170V171H33ZM37 170H40V169H37ZM66 170L69 172V174H72V177L73 178H71L70 179V177H71V175H68V173L66 172ZM172 170H174V171H172ZM176 170H177V172H176ZM243 170V169H242ZM262 170L263 169H261V172H262ZM1 171V170H0ZM5 171V170H4ZM3 171V172H4ZM6 171H8V170H6ZM13 171V177L15 176V174H17V173H15ZM29 171V172H30ZM41 171V170H40ZM53 171V170H52ZM155 171H156V173H155ZM180 171V172H179ZM208 171V170H207ZM218 171H220V170H218ZM224 171V170H223ZM228 171V170H227ZM241 171V170H240ZM244 171H246V170H244ZM256 171V170H255ZM9 172V171H8ZM38 172V171H37ZM46 172H47V174H46ZM153 172V173H152ZM170 172V173H171ZM210 172V171H209ZM17 174V176H18V178H17V176H16V178L14 177V179H12V181L9 179V181H11V185H12V187H14L16 184L15 183H17V185L18 184H20V185H22L23 183H25V182H27V178L29 179L28 180V182H27V184L29 185L31 182L30 181H32V182H34V184L36 183V179L34 178V174H32V176H30L29 174H27V173H24L26 176L24 177V175L22 176V174ZM35 173V172H34ZM67 173V174H66ZM142 173V172H141ZM149 173V174H148ZM168 173V172H167ZM175 173H171L172 174V176L171 177H169V176H167V178L169 177V179L170 178H173V177H175L176 176V174ZM211 173H212V171H211ZM210 173V175H211V177L214 175V174H211ZM214 173V172H213ZM218 173V172H217ZM228 173H231V172H228ZM255 173V172H254ZM1 174H2V171H1ZM0 174V175H1ZM9 174V173H8ZM7 174V176H9ZM64 174H66L67 176H65L64 175V177H63V175ZM169 174V173H168ZM201 174V173H200ZM203 174H205V173H203ZM221 174V173H220ZM224 174V173H223ZM222 174V175H223ZM5 175V174H4ZM21 175V176H20ZM34 175V176H33ZM74 175H76L75 177H74ZM138 175H139V173H138ZM142 175V174H141ZM229 175V174H228ZM233 175V174H232ZM12 176H9L10 178L12 177ZM137 176V175H136ZM165 176V175H164ZM204 176V175H203ZM217 176V175H216ZM219 176V175H218ZM234 176V175H233ZM232 176V177H233ZM8 177V178H9ZM21 177V178H20ZM25 178V180H23V181H21V179L22 178ZM31 177H33V179H31ZM146 177V176H145ZM151 177H153L154 178V176H151ZM202 177V176H201ZM210 177V176H209ZM223 177H225V175L223 176ZM231 176H230V178H232ZM236 177V178H235ZM239 177H241V176H234L233 178H235V180L234 181H239L238 183H239V187L241 186V190L243 191V193L245 192V193H247V191H244V188H245V190L247 189V186H246V183H245V179L243 180L242 179V181H241V179L239 178ZM1 178V177H0ZM20 178V179H19ZM39 178V179H38ZM134 178V179H133ZM166 178V179H167ZM176 178V177H175ZM175 178H173L172 180V182L174 183V181H181V179L179 178V180H175ZM184 178H185V176H184ZM183 178V179H184ZM215 178V177H214ZM217 178V177H216ZM218 178H220V176L218 177ZM241 178H243V177H241ZM5 179H7L6 177L4 178V180ZM16 179H17V182H16ZM20 181H19V180ZM68 179H70L69 181L71 182V184L69 183L68 184V182H65L66 180H68ZM133 179V180H132ZM147 179V178H146ZM157 179V178H156ZM169 179H167V180H169ZM177 179V178H176ZM196 179V178H195ZM206 179V178H205ZM225 179V178H224ZM223 179V180H224ZM229 179V178H228ZM65 180V181H64ZM149 180H150V178H149ZM152 180H154L155 181V183L156 182H158V180H155V178L154 179H152ZM185 180V179H184ZM184 180H182V182H184ZM216 180V179H215ZM217 180H219V181H221L220 179H217ZM216 180V181H217ZM232 180V179H231ZM1 181H2V179H1ZM8 180H6V182H7ZM15 181V182H14ZM146 181V180H145ZM144 181V183H146ZM160 181V180H159ZM198 181V180H197ZM214 181V180H213ZM233 181V180H232ZM244 181V182H243ZM247 181V183H248V180H246ZM18 182H20V183H18ZM22 182V183H21ZM162 182V181H161ZM161 182H160V185H161V188H159V186H158V188H157V190L156 191H158V190H161V189H163V190H167V191H170L169 190V188L168 187H166V185L165 186H162V185H164V184H161ZM168 182H170V180L168 181ZM171 182V183H172ZM215 182V181H214ZM222 182V181H221ZM221 182H220V184H221ZM229 182V181H228ZM140 184L141 183H143V182H139ZM152 183H154V182H151V184ZM167 183V182H166ZM165 183V184H166ZM171 183H167V185L168 186H170V185H172ZM176 183V182H175ZM235 183H237V182H235ZM234 183V184H235ZM245 183V184H244ZM7 184V183H6ZM13 184H15V185H13ZM37 184V183H36ZM170 184V185H169ZM194 184V183H193ZM200 184H202V183H200ZM204 184V183H203ZM202 184V185H203ZM209 184V183H208ZM214 184V183H213ZM216 184V183H215ZM214 184V185H215ZM219 184V183H218ZM218 184H217V186H218ZM226 184H228L227 182H226ZM233 184V185H234ZM242 184H244V185H242ZM249 184H250V182H249ZM248 184V185H249ZM1 185V184H0ZM3 185V184H2ZM16 185V186H17ZM20 185H18V187L20 186ZM25 185V184H24ZM45 185H42V186H44V191H46L45 189H46V186ZM144 186H145V184H143ZM150 185V183H148L147 184V186H149ZM153 185V184H152ZM150 185L149 187L151 188V187H153V188H151L152 190H148V193L149 192H152V194H155V197L154 198H156V200H157V197L159 196L158 194H159V192H157L156 193V191H155V189L154 188H156V184L155 185ZM158 185V184H157ZM210 185V184H209ZM225 185V184H224ZM224 185L222 184V186L224 187ZM238 185V184H237ZM8 184H7V188H8ZM36 186V185H35ZM38 186H36V187H38ZM155 186V187H154ZM204 187L206 186V184L205 185H203ZM217 186H215V187H217ZM250 186V185H249ZM263 186V185H262ZM23 187V186H22ZM22 187H19V188H22ZM29 187V186H28ZM27 187V188H28ZM128 187V188H127ZM163 187V188H162ZM222 187V188H223ZM231 187V186H230ZM229 187V188H230ZM234 187V186H233ZM233 187H231V188H233ZM2 188H3V186L1 187L0 186V198L2 197V194H3V196L5 195V197H4V199H9V193H7L6 194V192L4 191L5 189V183H4V190H2ZM10 188H11V186H10ZM15 189L17 188V187H14ZM13 188V189H14ZM23 188H25V189H27L26 188V186L25 187H23ZM22 188V189H23ZM31 188H34L33 187V185H32V183L30 184V187L28 188V189H30L31 190ZM39 188V187H38ZM77 188H78V190L80 189V195H78L77 194V196H76V192L78 191L77 190ZM145 188H147L146 186H145ZM195 188V190H196V187H194ZM201 188V187H200ZM200 188H198V189H200ZM213 188V190H214V187H212ZM217 188H221L220 186L219 187H217ZM228 188V187H227ZM226 188V189H227ZM230 188V189H231ZM236 188V187H235ZM14 189V190H15ZM73 189L75 190L74 192H75V194H74V192H73ZM92 189V190H91ZM125 189H126V191L127 192H125ZM132 189H133V187H132ZM197 189V190H198ZM204 189V188H203ZM225 188H223V190H224ZM225 189V190H226ZM230 189H227L228 191H224L225 193H226V195L227 194H229L230 196H233L232 195V193H235V194H239L240 193V191L241 190H238L239 192H236L237 191V189L238 188H236V190H233V192H232V190H230ZM19 190V189H18ZM24 190V189H23ZM22 190V191H23ZM51 190V191H50ZM77 190V191H76ZM122 190H123V192H122ZM195 190H193V192H195ZM197 190H196V192H197ZM201 190V189H200ZM215 190H216V188H215ZM218 191L217 192H215V191H213V193H215V196L214 195H212V193H211V195H212V200H213V202L214 201H217V200H214L215 199V197L221 192L219 189H217ZM230 190V191H229ZM7 191H10V189L8 190L7 189ZM13 191V190H12ZM37 191V190H36ZM43 191V192H44ZM119 191H121L123 194H121V192H120V194H121V196L119 195V194H117V193H119ZM133 191H134V189H133ZM140 191V192H139ZM210 191V190H209ZM209 191H208V194H209ZM220 191V192H219ZM235 191V192H234ZM11 192V191H10ZM16 192L18 193V191H17V189H16ZM20 192V191H19ZM38 192H40V194H41V192L42 191H37V193ZM95 192V193H94ZM155 192V193H154ZM186 192H187V190H186ZM185 192V190H184V193H186ZM191 192V191H190ZM193 192L190 194V193H187V194H185L182 198H181V200H179L180 198H178V201H176V200H174L175 201V203L177 204V206L179 207V215H181V213H184L182 216H183V220H182V217L181 216H179L178 215V218L176 219V222L178 221V219H180V222H178V225H179V223L180 224H182L183 223V225H184V222L183 221H185V223H187L186 222V220L188 219V217L190 216V212H191V210H190V212H188V214H189V216L187 215V213H185V212H187L190 208L192 209V207L188 204L189 202L188 201H190L189 199H193V198H190L191 197V195L193 194ZM200 192V191H199ZM199 192H197V193H199ZM201 192H203V191H201ZM210 192H212V191H210ZM219 192V193H218ZM223 191H222V193H224ZM2 193V194H1ZM11 193H13V192H11ZM15 193V192H14ZM13 193V194H14ZM16 193V194H17ZM22 193H25V195H26V192H22ZM21 192H20V195L22 194ZM33 193H36V192H34L33 191ZM36 193V194H37ZM47 193H48V191H47ZM46 193V194H47ZM126 193V194H125ZM128 193V194H127ZM218 193V194H217ZM242 193V192H241ZM261 193H263V192H261ZM19 194V193H18ZM16 195L17 197H18V203L17 202H14L15 204L17 203V205L18 204H22L23 202H25V203H23V205L25 204H27V202H30L28 199H29V197L26 195L25 197L27 198L25 201H20L21 199H25V197H22V196H20V195ZM39 194V193H38ZM43 194V193H42ZM41 194V195H42ZM49 194V193H48ZM182 194V193H181ZM195 194V193H194ZM234 194V196H236ZM249 194V193H248ZM15 195V194H14ZM117 195V196H116ZM118 195L120 196V198H122V202H119V201H121L120 200V198L118 197ZM124 195V196H123ZM135 195V196H134ZM145 195H148L147 194V191H146V194ZM151 195V194H150ZM149 195V196H150ZM156 195H158V196H156ZM256 195V194H255ZM8 196V197H7ZM11 196V195H10ZM43 196H45V195H43ZM47 196V195H46ZM49 196V195H48ZM138 196V197H137ZM195 196V195H194ZM193 196V197H194ZM197 196V195H196ZM195 196V197H196ZM201 196V195H200ZM228 196V195H227ZM229 196V197H230ZM238 196H242L241 194L240 195H238ZM248 196V195H247ZM264 196V195H263ZM20 197V198H19ZM79 197V198H78ZM132 197V198H131ZM139 197V198H140ZM177 197V196H176ZM194 197V198H195ZM198 197H199V195H198ZM202 197H203V195H202ZM204 197H205V200H204V198L203 199H200L199 200V203L200 204H202V205H204L205 207H207V209H209L208 207H210V204H212V206H214L213 205V203L212 202H210L211 201V196H210V194H209V196L207 197V195H204ZM210 197V198H209ZM213 197H214V199H213ZM246 197V196H245ZM250 197L252 198V196H251V194H250ZM12 198V199H11ZM15 199V197L14 196H12V197H10V200H11V203H12V200H14ZM33 198V197H32ZM39 199H40V197H38ZM42 198V197H41ZM48 198V197H47ZM116 198H118V199H116ZM135 198V199H136ZM200 198V197H199ZM217 198V197H216ZM227 198V197H226ZM235 198V197H234ZM236 198H237V196H236ZM236 198H235V200H236ZM239 198V197H238ZM243 198V197H242ZM3 199V198H2ZM39 199H35V200H37L38 202L39 201H41V200H39ZM49 199V198H48ZM116 199V200H115ZM131 199V200H130ZM175 199V198H174ZM225 199V198H224ZM250 199V198H249ZM255 199V198H254ZM263 199H264V197H263ZM17 200V199H16ZM28 200V201H27ZM138 200V199H137ZM136 200V201H137ZM146 200H148L149 201V199H145L144 198V202H146V204L148 203ZM155 200V199H154ZM195 200V199H194ZM196 200H198V199H196ZM196 200H195V202H196ZM230 200V199H229ZM234 200V201H235ZM240 200V199H239ZM261 200V199H260ZM6 201V200H5ZM5 201H3L2 203L4 204L5 203ZM7 201H9V200H7ZM7 201H6V203H7ZM36 201V202H37ZM132 201V202H133ZM151 201V200H150ZM174 201H173V203H172V205H174ZM192 201V200H191ZM200 201H202V202H204L205 201V203L203 204V203H201ZM226 201V200H225ZM228 201V200H227ZM246 201V200H245ZM245 201H243V202H245ZM252 201H254V200H252ZM108 202H110L111 203V205H109L110 203H107ZM155 203L156 204V202L155 201H151L150 203ZM193 202V201H192ZM192 202H190V203H192ZM195 202H193V203H195ZM218 202V201H217ZM236 202V201H235ZM242 202V203H243ZM256 201H254V207L256 206V204L257 203H255ZM258 202V201H257ZM260 202V201H259ZM9 203V202H8ZM13 203V204H14ZM35 203V202H34ZM40 203V202H39ZM50 203V202H49ZM106 203V204H105ZM125 205H124V204ZM198 203V202H197ZM241 203V204H242ZM253 203V202H252ZM20 204V205H21ZM29 204V203H28ZM27 204V205H28ZM120 206H119V205ZM129 204V205H128ZM145 203H143V206H144V208H145V205H146ZM155 204H152V205H155ZM231 204H232V202H231ZM236 204V203H235ZM245 204V203H244ZM264 204V203H263ZM7 205V204H6ZM24 205V206H25ZM63 205V206H62ZM103 205H109L108 207V209L106 210V211H104L105 209L103 208V207H105V206H103ZM133 205H134V202H133ZM170 205V207L172 208V206H171V204H169ZM194 205V204H193ZM192 205V206H193ZM215 205H217V204H215ZM226 205V204H225ZM228 205V204H227ZM248 205V204H247ZM259 205H261V202H260V204ZM19 206V205H18ZM17 206V207H18ZM32 206V205H31ZM31 206H29L28 205V207H30V209H31ZM148 206H149V208H150V211L148 210L149 208H148ZM165 206V205H164ZM188 206H190V207H188ZM211 206V207H212ZM220 206V205H219ZM236 206V205H235ZM244 206V205H243ZM250 206V205H249ZM9 207V206H8ZM16 207V208H17ZM20 207V206H19ZM32 207H35V206H32ZM38 207H39V205H38ZM44 207V206H43ZM121 207H125L124 208V210H123V208H121ZM194 207V206H193ZM204 207V208H205ZM218 207V206H217ZM253 205H252V207H250L249 208V210H245V212H244V218L241 220V219H239V220H241V221H243L245 218V220H247L246 222H242V227L244 226V229L242 230V232L241 231H239L242 235H240L239 237H238V241L237 240H235L236 241V244H237V242H238V246H240L242 249H244V250H246V251H251L252 249H251V247L249 246V239H251L252 237H250V234L255 230V228H254V230H253V227H252V225H254L257 221H256V219L257 218H259V216L258 215H256V213L255 212H257L256 210L258 209L257 207V209L256 210H254L253 208ZM15 208V209H16ZM36 208H37V205H36ZM40 208V207H39ZM60 208V207H59ZM133 208H134V210L135 211H133ZM139 208H143L142 206H141V204H140V206H139V204H138V209ZM161 211H163V209H165L166 208V206L163 208V206H161ZM169 208V207H168ZM173 208H174V206H173ZM214 208H215V206H214ZM231 208V207H230ZM233 208V207H232ZM236 208V207H235ZM260 208V207H259ZM262 208V207H261ZM5 209H8V208H5ZM27 210H28V208H26ZM34 209V208H33ZM31 210V211H34L35 213L34 214H36V213H38L37 214V216L39 215V212L40 211H38V210ZM123 211H125V212H123ZM203 209V208H202ZM206 209V208H205ZM20 210V209H19ZM22 210V209H21ZM24 210V209H23ZM127 210V211H126ZM140 210V209H139ZM170 210H172V209H170ZM215 210V209H214ZM229 210V209H228ZM231 210V209H230ZM17 211V210H16ZM29 211V213L33 216V212H30V210H28ZM37 211V212H36ZM43 211V210H42ZM63 211V212H64ZM130 211V212H129ZM145 211H147L146 213H145ZM158 212V213H156V212ZM203 211V210H202ZM208 211V210H207ZM211 211V210H210ZM244 211V210H243ZM10 212V211H9ZM12 212V211H11ZM24 212V211H23ZM44 212V211H43ZM56 212H58V211H56ZM64 212V213H65ZM118 212L121 214H118ZM123 212V213H122ZM127 212H128V214H127ZM148 212H150V213H148ZM152 212H153V214H152ZM154 212H155V214H154ZM164 212V211H163ZM235 212V211H234ZM240 212H242V211H240ZM18 213V212H17ZM20 213V212H19ZM18 213V214H19ZM42 213V212H41ZM60 213V215H58ZM59 213L57 214H53V211L52 212H50L49 214L50 215H52V217L50 216V215H48V218H49V224L51 225H49L48 223H47V221L45 222V226L43 225V226H41L39 229L41 230L40 232L38 231V233L40 234V233H42L41 234V237H39V239L37 238V240H38V242L36 241V239L34 240L35 242H37V243H39V244H43V242L45 241V244L47 243L48 244V246L50 247V246H52V248L50 247V249H58L59 247H60V242H61V240H62V237H60V236H57V235H54V233H53V231H55L56 230V228H57V226H59V225H56L57 223H58V221L59 220H57V216L56 215H58V216H60V218H61V216H62V218H63V215L64 214H62L61 215V212H60V210H59ZM116 213H117V215H116ZM200 213H202V212H200ZM199 213V214H200ZM1 215H2V213H0ZM21 214H22V212H21ZM48 214V213H47ZM165 214V213H164ZM212 214H213V212H212ZM212 214H210V215H212ZM242 214V213H241ZM260 214V213H259ZM0 215V216H1ZM15 215H17V214H15ZM14 215V216H15ZM26 215V214H25ZM42 215V214H41ZM53 215H55V217H56V219H55V217L53 218ZM118 215H120V216H118ZM161 215H163V214H161ZM167 215V214H166ZM200 215H202V216H204L203 214H200ZM199 215V216H200ZM260 215H263V212H262V214H260ZM3 217H4V215H2ZM1 216V217H2ZM19 218H20V225H21V221H22V219H21V216L22 217H24L23 216V214L22 215H20L19 214ZM27 216H29V215H27ZM26 216V217H27ZM32 216H29V218H31ZM36 216V215H35ZM198 215H197V220H196V222L197 223H199V220H200V217H199ZM215 216V215H214ZM238 216H239V214H238ZM242 216V215H241ZM240 216V217H241ZM256 216H258L257 218H255ZM264 216V215H263ZM41 216L39 215V217H37V218H40ZM129 217L131 218V219H129ZM165 216L163 215V218H164ZM191 217H193L192 215H191ZM196 216H194V218H195ZM205 217V216H204ZM206 217H207V215H206ZM9 218V217H8ZM17 218V217H16ZM33 219L35 218V217H32ZM42 218V217H41ZM47 218V217H46ZM59 218V219H60ZM118 218H121V219H119L120 221H118ZM133 218V219H132ZM137 218H139V220L137 219ZM162 218V217H161ZM190 218V217H189ZM194 218H192V219H194ZM45 219V216L43 217V219L41 220V221H43ZM123 219V220H122ZM137 219V220H136ZM199 219V220H198ZM203 219V218H202ZM202 219H201V221H202ZM208 219H210V216H209V218ZM208 219L206 220L205 219V221H206V223H208L209 221H208ZM237 219V220H238ZM262 219V218H261ZM260 219V220H261ZM2 220V219H1ZM5 219H3V221H4ZM11 220V219H10ZM29 220V219H28ZM36 220H40V219H36ZM35 220V221H36ZM122 220V221H121ZM130 220H131V222H130ZM132 220H133V222H132ZM181 220H182V223H181ZM190 220V219H189ZM195 220V219H194ZM6 221H7V219H6ZM25 221V220H24ZM34 221V220H33ZM117 221H118V223L120 222V226H121V223L123 224V222L125 221V222H127L128 224H131V223H133L132 225H130V226H132L131 228L129 227L128 229H130V231L128 232V234H126L125 236V238H124V236L121 238L119 235V237L120 238H118V236H117V228H119V225L118 224H116L117 223ZM130 223H129V222ZM166 221V220H165ZM175 221V220H174ZM173 221V226H175V222ZM188 221V220H187ZM208 221V222H207ZM254 221H255V223H254ZM15 222V221H14ZM23 222V221H22ZM26 222H27V220H26ZM65 221H63L62 222V224L60 223V221H59V224H61V225H63V223H66ZM170 222V221H169ZM195 222V223H196ZM250 222V223H249ZM7 223H8V221H7ZM18 223V224H19ZM28 223V222H27ZM26 223V225H29V223L27 224ZM41 223H43V222H41ZM55 223V224H54ZM113 223V225H111ZM126 223V224H127ZM189 223V222H188ZM195 223H193L194 225H195ZM201 223V222H200ZM240 223V222H239ZM259 223V222H258ZM257 223V224H258ZM14 224V226L16 225V223H13ZM12 224V225H13ZM23 224H25V223H23ZM53 224V225H52ZM103 224V225H102ZM162 224V223H161ZM205 224V223H204ZM203 224V225H204ZM225 226H226V224L225 223H223ZM5 225V224H4ZM11 225V229L12 230H14V226H12ZM30 225H32V224H30ZM67 225V224H66ZM102 226V228H100V229H102L103 230V228H106L105 226H107L109 229L110 228H112L111 230V232L112 233H110L108 236H106L104 239L101 237V236H99L100 238H102V240H101V242H102V246L103 247H101L102 249L101 250H96L95 249V247H94V244H96L97 242H98V240L100 239L98 236H96V239H98V240H96L95 239V241H93V239L95 238V234L94 233H91V232H93V229L96 227V226ZM172 225V224H171ZM183 225H181V227H183ZM198 225V224H197ZM202 224H200V225H198L197 226V229H198V231H195L194 230V232H196V236L195 235H193L192 236V238L195 236V239L196 240H198V242H199V244H201L202 243V236L204 235H202V232H201V230H199V227L201 226ZM228 225V224H227ZM230 225V224H229ZM19 226V225H18ZM17 225H16V227H18ZM33 226V225H32ZM38 226H40V223H39V225ZM56 228H55V227ZM100 226V227H101ZM112 226V227H111ZM126 226V225H125ZM158 226V225H157ZM169 226V225H168ZM172 226V227H173ZM188 226V225H187ZM191 226H192V223H191ZM259 226V225H258ZM258 226H256V224H255V227H258ZM15 227V228H16ZM26 226H23V228H25ZM52 227H53V229H52ZM68 227V226H67ZM66 227V228H67ZM92 227H94V228H92ZM98 227H96L95 229H97V232L99 233V231H102V230H100ZM134 227V228H133ZM166 227V226H165ZM171 226H169V228H170V230H172V232L171 231H168L169 230V228H168V230L166 231L165 229V232L163 233L162 232V230L160 231L159 229V231H157V232H162V233H159L160 235H162L163 234V236H164V234H165V236L164 237H166V234H168V232H171L172 234H173V232H174V229L177 227V225L174 227V229L172 228ZM194 227V226H193ZM217 227V226H216ZM215 227V228H216ZM23 228H20L19 230H23ZM30 228H32V227H30ZM107 228V229H108ZM155 228H156V226H155ZM179 227H177V229H178ZM204 228V227H203ZM207 228H208V226H207ZM210 228V227H209ZM208 228V229H209ZM214 228V229H215ZM218 228H220V227H218ZM228 228V227H227ZM226 228V229H227ZM239 228V227H238ZM28 229V228H27ZM27 229H25V230H27ZM33 229V228H32ZM36 229V228H35ZM38 229V230H39ZM91 229H92V231H91ZM196 229V228H195ZM196 229V230H197ZM221 229V228H220ZM11 230V231H12ZM19 230L18 231H15V233L16 232H19ZM43 230V231H42ZM153 230V229H152ZM181 230V229H180ZM253 230V231H252ZM11 231H7V232H10L11 233ZM28 231V230H27ZM27 231H25V233H29V232H27ZM30 231V230H29ZM32 231V230H31ZM34 231H37V229L36 230H34ZM50 231L52 232V233H50ZM156 231V230H155ZM175 231H177V230H175ZM184 231V230H183ZM235 231V230H234ZM6 232V233H7ZM13 232V231H12ZM33 232V231H32ZM96 232V231H95ZM127 232V231H126ZM131 232V233H130ZM136 232V231H135ZM180 232V231H179ZM218 232H220V230L218 229ZM217 232V233H218ZM21 233V234H20ZM25 233H24V231H23V234H24V236H25ZM34 233V232H33ZM33 233H31L30 232V234H31V236H32V234ZM98 233H97V235H98ZM144 233H146V232H144ZM149 233V232H148ZM152 233V232H151ZM154 233V232H153ZM175 233V232H174ZM254 233V232H253ZM257 231L255 232V237L257 236ZM12 234V233H11ZM26 234V235H27ZM35 234H37V233H34L33 235H35ZM56 234V233H55ZM91 234L93 235V237L91 236ZM101 234V233H100ZM170 234V233H169ZM171 234V235H172ZM181 234H182V232H181ZM210 234V233H209ZM214 234V233H213ZM228 234V233H227ZM4 235V234H3ZM14 236H15V234H13ZM12 235V236H13ZM19 235H21V237H23L22 236V232H19ZM19 235L18 236H15V237H12V238H14V240H15V238L17 237L18 238V242H16V244H18L19 243V240H21V242H23L22 240H24V238H21V237H19ZM38 235V234H37ZM121 235V234H120ZM128 235V236H127ZM147 235V234H146ZM154 235V234H153ZM187 235V234H186ZM218 235H220L219 233H218ZM217 235V236H218ZM29 236V235H28ZM30 236V237H31ZM122 236V235H121ZM144 236V235H143ZM157 236H159L158 235V233H157ZM156 236V237H157ZM169 236V235H168ZM167 236V238H170V236L168 237ZM190 236V235H189ZM205 236V235H204ZM215 236H216V234H215ZM251 236H252V234H251ZM253 236V237H254ZM116 237H117V240H116ZM152 237V236H151ZM155 237V238H156ZM159 237H161V236H159ZM183 237V236H182ZM185 237V236H184ZM183 237V238H184ZM207 237V236H206ZM206 237H205V239H206ZM223 237V236H222ZM3 238V237H2ZM2 238H0V239H2ZM16 238V239H17ZM26 238V237H25ZM136 238V237H135ZM166 238V239H167ZM218 238H219V236H218ZM218 238H217V240H218ZM220 238H221V236H220ZM6 239H8V238H6ZM120 239V240H119ZM151 239H153V238H151ZM161 239H162V237H161ZM171 239V238H170ZM172 239H173V236H172ZM186 239V240H185ZM185 239H183L184 240V245L183 246H185L187 249H188V252L187 253H189V251H193L192 250V243L191 244H189V237L187 236V238H185ZM194 239V238H193ZM192 239V240H193ZM205 239H204V241H205ZM229 239V238H228ZM154 240V239H153ZM152 240V241H153ZM191 240V239H190ZM2 241H4V239H2ZM16 241V240H15ZM25 241V240H24ZM28 241H30V240H28ZM43 241V242H42ZM130 241V240H129ZM155 241V240H154ZM159 241H162V240H159ZM222 241V240H221ZM221 241H219V242H221ZM225 241V240H224ZM14 242V241H13ZM31 242H33V240L31 241ZM30 242V244H32ZM41 242V243H40ZM94 242H96V243H94ZM134 242V241H133ZM150 242V241H149ZM163 242H165L164 241V239H163V241H162V243ZM233 242V241H232ZM8 243V240H6V243H4L5 245ZM25 243V242H24ZM37 243H34V244H36L37 245ZM50 243V244H49ZM130 243V242H129ZM132 243V242H131ZM152 243V242H151ZM150 243V244H151ZM204 243V242H203ZM203 243H202V247H201V250H202V248H204V246H203ZM210 243V242H209ZM217 243V242H216ZM215 243V245H218V244H216ZM29 244V242L28 243H25V245H23L22 243H21V246H23V247H27V245ZM33 244V245H34ZM98 244V243H97ZM154 244V243H153ZM161 244V243H160ZM179 244V243H178ZM206 243H204V245H205ZM207 244H208V242H207ZM232 244V243H231ZM36 245H35V247H36ZM130 245V244H129ZM133 245H134V243H133ZM132 245V246H133ZM163 245H164V243L163 244H161V245H159V244H157L154 248L156 249V247L158 246H162L161 248H163ZM234 245V244H233ZM9 246V245H8ZM20 246V243H19V247L17 248V250L19 251V249H20V253L22 254V252H23V257H25L26 255V257L25 258H22V257H20L21 256V254H20V256H18L19 255V252H18V255H16L15 256V253H16V249H14V247L15 246H11L10 247V249H12V252H13V250H15L14 252V254L13 253H9V252H1V250H0V264H3L4 262H6L7 260H8V258L10 257V254H11V257L12 256H14L15 258L16 257H20L22 260H24V262L21 260V263L22 264H28V263H32L33 264V260H35V259H33L32 260V258H31V256H34V253H35V249L33 250V254L32 255H30V252L29 251H31L30 249H29V253H27L25 250H27V249H21V248H23V247H21ZM29 246V245H28ZM32 246V245H31ZM83 246H85V248H83V250L81 251V248L83 247ZM95 246H99L100 247V245L98 244V245H95ZM135 246V245H134ZM133 246V247H134ZM150 246V245H149ZM152 246V245H151ZM208 246V245H207ZM6 247H7V245H6ZM30 247V246H29ZM33 247V246H32ZM35 247H33V248H35ZM128 247H130V246H128ZM159 247V248H160ZM168 247H169V245H168ZM4 248V247H3ZM2 248V249H3ZM31 248V247H30ZM158 248V249H159ZM164 248H166V247H164ZM176 248H177V246H176ZM217 248H218V246H217ZM45 249H47V248H45ZM85 249V250H84ZM134 249H135V247H134ZM144 249V248H143ZM151 249V248H150ZM153 249V248H152ZM186 249V250H187ZM206 249V248H205ZM251 249V250H250ZM7 250H9V247L7 248ZM6 250V251H7ZM22 250V251H21ZM53 250V252L52 253H54L55 251ZM127 250H129L128 248H127ZM131 250V249H130ZM136 250V249H135ZM160 251H161V249H159ZM163 250V249H162ZM165 250V249H164ZM173 250V249H172ZM4 251V250H3ZM24 251H25V253H24ZM179 251V250H178ZM211 251V250H210ZM256 251V250H255ZM254 251V252H255ZM11 252V251H10ZM127 252V251H126ZM156 252V250L154 251V253ZM159 252V251H158ZM234 252V251H233ZM252 252H253V250L251 251V255H252ZM114 253V254H113ZM138 253H140V252H138ZM192 253V252H191ZM198 253V252H197ZM196 252L194 253V254H188L187 256H184V261H185V264H203V261H204V256H205V254H204V251H201L199 254H197ZM209 253V252H208ZM216 253H217V251H216ZM224 253V252H223ZM226 253V252H225ZM30 256H29V255ZM55 254V253H54ZM53 254V255H54ZM135 254V253H134ZM141 254V253H140ZM158 254V253H157ZM236 254V253H235ZM256 254H258L257 253V251H256ZM8 255H9V257H8ZM112 255H115V256H112ZM122 255V254H121ZM120 255V256H121ZM128 255H130V256H134L133 255V253L132 254H130V252L128 253ZM179 255V254H178ZM198 255V256H197ZM259 255V254H258ZM233 256V255H232ZM231 256V257H232ZM253 256H254V260H253V262H254V264H256V262L258 261L257 260V258H259V256L256 258L255 257V255L253 254ZM28 257V258H27ZM30 257V258H29ZM149 257V259L151 258L150 256H148ZM166 257V256H165ZM207 257V256H206ZM218 257V256H217ZM240 256H238L237 257V259L236 260H238V261H240L241 260V258H239ZM13 258V257H12ZM133 258V257H132ZM158 258V257H157ZM224 258V257H223ZM250 258V257H249ZM27 259H28V261H27ZM232 259V258H231ZM31 260V262H29ZM109 260V261H108ZM128 260V259H127ZM244 260H245V258H244ZM252 260V256H251V259H249V261H251ZM110 261V262H111ZM177 261H179L178 259H177ZM183 261V259H182V261H179L178 263H180V262H184ZM246 261L247 260H245V262H244V264H246ZM249 261H247V263L249 262ZM137 262V261H136ZM149 262V261H148ZM208 262V261H207ZM206 262V263H207ZM218 261H216V263H217ZM235 261H233V263H234ZM20 263V264H21ZM112 263V262H111ZM146 263V262H145ZM226 263V262H225ZM229 264H232V263H230V262H228ZM228 263H226V264H228ZM236 263V262H235ZM251 263V262H250ZM249 263V264H250ZM110 264V263H109ZM113 264V263H112ZM124 264V263H123ZM131 264V263H130ZM139 264V263H138ZM171 264V263H170ZM173 264V263H172ZM175 264V263H174Z\"/></svg>",
    "mask_w": 264,
    "mask_h": 264
},
{
    "label": "rangeland",
    "instance_id": "rangeland-1",
    "mask_svg": "<svg viewBox=\"0 0 264 264\" xmlns=\"http://www.w3.org/2000/svg\"><path fill=\"white\" fill-rule=\"evenodd\" d=\"M214 1V0H213ZM212 0L210 1V0H206V4H209V3H211V2H213ZM217 1V0H216ZM230 1V0H229ZM241 1V0H240ZM244 1V2H243ZM242 2H239V1H237V5L238 4H240L241 5V3H243L242 4V6H244L243 8H247V9H249L248 8V6L246 7L245 5H247V4H250L253 0H250V1H248L247 3H246V0H243ZM254 1H256V0H254ZM253 1V2H254ZM258 1V0H257ZM261 1H263V0H261ZM74 2H76V0H68V2H67V8H68V6H70V8L71 7H75V5L74 6H72L73 4L72 3ZM79 2V3H78ZM82 2V3H81ZM79 1V0H77V3H75V4H77L76 5V7H75V12L73 13V8H71V9H69L68 8V13L66 12V17H68V16H71L72 15V18L74 17V18H77V17H79L80 15H81V13H85L86 11H87V13L88 12H90V9H87L85 12L83 11V3L85 4V9L88 7V8H91V6H92V4H91V6H86V4H87V2L85 3L84 1ZM221 2V5L223 4L224 5V3L226 2H224L223 0H221L220 1ZM231 2V1H230ZM230 2H229V4H230ZM239 2V3H238ZM250 2V3H249ZM228 3V2H227ZM226 3V4H227ZM231 3H233V2H231ZM246 3V4H245ZM260 2L258 1V4H259ZM262 3V2H261ZM216 4H218L217 2H215L214 4H212L213 5V8H215L217 5ZM225 4V5H226ZM251 4H255V5H258L257 4V2L256 3H251ZM263 4H264V2H263ZM263 4H259L260 5V7L261 8H263L261 5H263ZM211 5V4H210ZM210 5H208V6H210ZM211 5V6H212ZM219 5V4H218ZM233 5L235 6V3H233ZM233 5L231 6V4H230V7H233ZM236 5V6H237ZM240 5H238L237 7L238 8H240ZM78 6V7H77ZM228 6V5H227ZM227 6H226V8H227ZM221 7V6H220ZM224 7V6H223ZM235 8V9H237L238 11H234L235 9H230V10H233L234 12L232 13L233 15H236V14H234V13H237V16H238V13H240L241 12V10H242V7L240 8V10L238 9V8ZM253 7V6H252ZM80 8H83V9H80ZM222 8V7H221ZM261 8H259L260 10H262ZM210 9H212V7L210 8ZM217 7H216V10L215 9H213V10H215L214 12H213V10H211L210 12H211V14L212 15H210V17H213V15L217 12ZM220 9V8H219ZM219 9H218V11H219ZM246 9V10H247ZM251 9V8H250ZM249 9V12L250 11H252V10H250ZM259 9H257V8H255V12H256V14H258V16L259 15H262L263 13H262V11H264V10H262V11H260L261 12V14H260V12H258V10ZM139 10H141V9H139ZM83 11V12H82ZM137 11H138V8H137ZM243 11V13L245 12V9H243L242 10ZM76 12H78V13H76ZM79 12H80V15L79 16H76V14H79ZM139 12V11H138ZM255 12H253L252 11V13H255ZM87 13H85V14H87ZM135 13V12H134ZM214 13V14H213ZM248 13V11L246 12V13H244V14H247ZM85 14H82V15H85ZM216 14H218V13H216ZM216 14L214 15V17L216 18ZM73 15H75V16H73ZM135 15H137V14H135ZM243 15V14H242ZM254 17H255V15L254 14H252ZM134 16V15H133ZM252 16V17H253ZM263 16V15H262ZM81 17V16H80ZM79 17V18H80ZM129 17V16H128ZM158 17V16H157ZM209 17V18H210ZM256 17H257V15H256ZM71 18V19H72ZM156 18V17H155ZM154 18V20L155 21H157L156 19ZM126 20H127V18H125ZM124 19V20H125ZM129 19H130V17H129ZM128 19V20H129ZM139 19V18H138ZM159 19H161V18H159ZM74 20V19H73ZM213 20L215 21V19H213V18H211V20L210 21H212L211 22V24H213ZM217 20V19H216ZM64 22H66V21H64ZM125 22H127V21H125ZM217 23V22H216ZM44 26H46L47 24H43ZM216 25V24H215ZM40 26V30L41 31H43V27L44 26H42L41 24L39 25ZM48 27L50 28V31L48 30V32H49V34L47 33V29H48ZM52 27L51 26H47V28L46 27H44V29H45V31H44V33H43V35H45V37L47 38H43V37H41L42 39H41V41L42 40H45V41H47V42H52V40L53 39H50V37H52V36H50V33H51V29ZM132 29V28H131ZM117 30V29H116ZM120 30V29H119ZM114 31V30H113ZM122 30H120L118 33L116 32V31H114L109 37H114L113 39H115V37H116V35L115 34H119V35H122V34H120V32H121ZM116 32V33H115ZM126 32V31H125ZM124 32V35L126 34ZM110 33V32H109ZM109 33H108V35H109ZM123 33V32H122ZM262 34H259L258 36H260L261 35V37L259 38L258 36V38H259V43H258V41L257 40H255L260 46H261V44L262 45H264L263 43H264V34H263V32H261ZM46 34H48L49 35V38H48V35H46ZM42 35V36H43ZM12 38H13V36H12ZM53 38V37H52ZM9 39H10V37H9ZM68 37H66V38H64L63 39V43L64 42H67L68 40ZM111 39V38H110ZM113 39H112V41H109L108 40V43H111L110 45H113L114 43H116L117 41H113ZM118 39V38H117ZM257 39V38H256ZM14 42H15V40L14 39H12ZM49 40V41H48ZM209 40V38H207V41ZM9 41V43L11 44V43H13V42H10L11 41V39L10 40H8ZM118 41H120V40H118ZM122 41V40H121ZM199 41V40H198ZM197 41V42H198ZM210 42H206V40H205V43H202L201 45H202V47H200V48H202V52L203 53H205V51H203L204 50V45L206 44L207 46L209 45V44H207V43H213L212 41H214L213 39H212V41H211V39L209 40ZM261 41H263V42H261ZM46 42V43H47ZM200 43H201V41L199 42V44L198 45H200ZM215 43V42H214ZM42 45H44V43H41ZM197 44V43H196ZM204 44V45H203ZM253 44V43H252ZM252 44H250L249 45V47H251L252 46ZM256 44V43H255ZM254 44V45H255ZM258 44H256V45H258ZM46 45H48V43L46 44ZM45 45V46H46ZM110 45H107V47H105V48H103V49H106V48H109V49H106V50H108L106 53H108V52H110V51H112V53L110 52V53H108L109 54V57L110 56H112L113 57V55L115 54L116 56H118L119 55V57L121 58H119V60L121 61L122 60V58L124 59V57L126 56V54L125 55H122V53H126V52H124V51H127L126 50V45H125V47L124 46H121V47H119V46H117V48H116V46H112V48L111 47H109ZM196 46V47H199V46ZM253 45V47H251V49L252 48H254V50H255V52H253L252 50V55H248V54H246V56H248V57H250L251 59H254V58H256V56L258 57V58H262L263 56L260 54V55H258V54H256V56H255V53H260V52H262V49L264 48V46H262V47H260V46H256V48H255V46ZM102 46V45H101ZM101 46H99V47H101ZM212 46V45H211ZM210 46V47H211ZM119 47V48H118ZM209 47V46H208ZM208 47H207V49H208ZM213 47L214 46H212V48L210 49V52L213 50ZM248 47V46H247ZM259 47H260V49H259ZM116 48V49H115ZM121 48V49H120ZM123 48V49H122ZM130 48V47H129ZM200 48H199V50H200ZM128 49V48H127ZM248 49V48H247ZM105 50V51H106ZM197 50V49H196ZM259 50V51H258ZM264 50V49H263ZM104 51V52H105ZM128 51H129V49H128ZM128 51H127V54H128ZM207 51V53H208V50H206ZM244 51H246V50H244ZM250 51V48H249V50H247V52L249 53V52H251ZM257 51V52H256ZM198 52V51H197ZM100 53H103V52H100ZM99 53V54H100ZM121 53V54H120ZM203 53L202 54H200L199 52H198V55L200 54L201 56L203 55ZM246 53V52H245ZM244 53V54H245ZM254 53V54H253ZM105 54V53H104ZM262 54H264L263 52H262ZM95 55H97L96 57H98V59L100 58L99 56L100 55H98L97 53L95 54ZM95 55H93L92 56V58L90 59V60H92V59H94L95 58ZM107 55V54H106ZM106 55H104L103 56V54L101 55V56H103V58L106 56ZM165 55V54H164ZM163 55V56H164ZM225 55H226V53H225ZM122 56V57H121ZM228 56H230L231 57V59L230 60H232L233 58H232V54H230V55H228ZM227 56V57H228ZM245 56V57H246ZM259 56H261V57H259ZM111 57V58H112ZM173 57V56H172ZM230 57H228V58H230ZM234 57H236V56H234ZM248 57H247V59H248ZM253 57V58H252ZM102 58V57H101ZM105 58H108V56H106ZM115 58V57H114ZM160 58V57H159ZM161 58H162V56H161ZM165 58V57H164ZM163 58V59H164ZM167 58H168V56H167ZM223 58H224V55H223ZM222 58V59H223ZM236 58H238V57H236ZM234 59V60H237V59ZM249 58V60H248V66L249 67H247V63L245 64L244 62L247 60V59H245V61L243 60L244 59V56H243V59H242V57H241V59H242V61H240V63L242 62L243 64H240V66L242 65L243 66V68L242 67H239L238 66V64H237V62L236 61H234V60H232V62H231V64H228L229 62H228V60H227V62L225 61V60H223L224 62H226L225 64H228L229 66L230 65H232L233 64V62H235V66L234 65H232L233 67L232 68H234V67H239L240 69H242V70H244V65L247 67V70H249V71H247V72H250L251 71V66L250 65H252V67H253V65L257 62L256 60H254V62H250V61H253V60H251ZM97 58H96V60L98 61L97 63H99V60H98ZM115 59H117V57L115 58ZM166 59V58H165ZM175 59V58H174ZM173 59V60H174ZM184 59V58H183ZM28 62H30V60L29 59H26ZM102 60V59H101ZM100 60V62L102 63V61ZM166 60H172V58L170 59V57L168 58V59H166ZM166 60H164V61H166ZM172 60V61H173ZM179 60V59H178ZM181 60V59H180ZM188 60H189V58H188ZM190 60L192 61V59L190 58ZM189 60V61H190ZM56 61V63H58V61H57V59L56 60H54L53 62H55ZM116 61V60H115ZM160 62H161V60H159ZM171 61V62H172ZM185 61H186V59H185ZM244 61V62H243ZM63 62H64V59H63ZM88 62H89V64L90 63H94V60L93 61H89L88 60ZM87 62V63H88ZM163 62V61H162ZM161 62V63H162ZM167 62V61H166ZM165 62V63H166ZM175 62H176V60H175ZM186 62H188V61H186ZM238 62H239V60H238ZM247 62V61H246ZM260 62V60L258 61V63ZM27 63V62H26ZM55 63V64H56ZM61 63H62V61H61ZM60 63V64H61ZM105 63H107V62H105ZM136 63V62H135ZM160 63V64H161ZM174 63V62H173ZM172 63V64H173ZM179 62H177L176 64L178 65V66H176V71L174 70V71H171L170 72V74L171 73H173V75L171 74V75H165L163 72V74L165 75V76H167V78H170L171 76H174V73L175 74H179V75H184L185 73H184V71L183 70H181L182 68H180V64H178ZM181 63V62H180ZM193 63H194V61H193ZM250 63V64H249ZM252 63V64H251ZM254 63V64H253ZM64 64V63H63ZM88 64V65H89ZM91 64V65H92ZM144 64V63H143ZM157 64V63H156ZM167 65H170V63H166ZM175 64V65H176ZM224 64V65H225ZM257 64V63H256ZM256 64H255V66L254 67H256ZM261 64H262V66H264V64L261 62ZM260 64V65H261ZM98 65H100V63L98 64ZM103 65V64H102ZM107 65V64H106ZM106 65H103V67L105 66L106 67ZM138 65V64H137ZM145 65V64H144ZM158 65V64H157ZM163 65H164V62H163ZM162 64H161V66H159L158 67V69L160 70L161 69V67L163 66ZM186 66L187 67V65L186 64H183V66ZM260 65H258L257 66V69H258V67H260ZM94 66H96V63L95 64H93V68L91 69L92 71H96L95 69L96 68H94ZM154 66V65H153ZM182 66V65H181ZM182 66V67H183ZM191 66V65H190ZM193 66H194V64H193ZM228 66V67H229ZM87 67V66H86ZM90 67H92V66H90ZM108 67V66H107ZM139 67V66H138ZM138 67H137V69H138ZM142 67V66H141ZM140 67V68H141ZM164 67V66H163ZM179 67V68H178ZM189 67V66H188ZM225 67H226V65H225ZM231 67V66H230ZM229 67V68H230ZM245 67V68H246ZM101 68V67H100ZM155 68V67H154ZM157 68V67H156ZM172 67L170 66V69H171ZM185 68V67H184ZM237 68H234V69H232V70H234V71H232V75L233 74H235V76H233V77H235V78H233V80L232 81H235L236 79L237 80H239V77H240V73H241V71H240V69H237ZM263 68V67H262ZM136 69V70H137ZM144 69V68H143ZM143 69H141V71L143 70ZM167 69H168V67H167ZM173 69H174V67H173ZM173 69H171V70H173ZM195 69V68H194ZM198 69V68H197ZM196 69V70H197ZM227 69V68H226ZM253 69V68H252ZM255 70H256V68H254ZM253 69V70H254ZM260 69L261 68H259L258 69V71L261 73V71H260ZM86 70H87V68H86ZM90 70V71H91ZM154 70V69H153ZM177 70H179V71H177ZM200 70V69H199ZM237 70V71H236ZM254 70V71H255ZM91 71V72H92ZM138 71V70H137ZM162 71V70H161ZM182 71H183V73H182ZM187 71H193V69L192 70H190L189 68H188V70ZM186 71V72H187ZM200 71H202V70H200ZM199 71V72H200ZM229 71V70H228ZM240 71V72H239ZM263 71V70H262ZM84 72L85 73H90V72H87V71H85L84 70ZM157 72V71H156ZM198 72V70L195 72V70H194V73H196L195 74V80L192 78V76L194 75V73L193 72H191V73H193V75L191 76V74H189V72H187L186 74H185V77L183 76V80L184 81H182L181 79V82L183 83V85L186 83V81H187V75L189 74L190 76H191V78L194 80V81H196V84H197V86L194 88V87H192V88H194V89H192V88H190L191 87V85L190 86H186V87H189V89H188V91L190 92L191 90L190 89H192V95L193 94H195V91L197 92H199V90H200V86H202L203 88H204V86L202 85V84H200L199 86H198V80L199 79H201L202 81H203V79L204 80H206V78H204V76H202L203 78H201L200 76V74L202 73V75H204L205 74V76H207L206 75V73H205V71H203V72H201V73H199ZM230 72V71H229ZM234 72V73H233ZM237 72H239V76H238V73ZM245 72H246V70H244V74H245ZM246 72V74H247V78L250 80L248 83H251V84H246V85H240V86H242V89L245 91L244 92V94L242 95V92H241V90H240V94H238L237 92L239 91H236V88H234L235 89V91H236V95L238 94L240 97H238V96H235V97H230L228 100L227 99H225L224 98V96H222L221 98H220V102H219V104H224L223 106V110H224V108H225V111H222V109H221V107H222V105H221V107L219 108V109H221L220 110V112H227L228 114H226L225 116H224V113H221L220 115L221 116H223L225 119V121L222 123V125H220V127H219V130L217 129V127H216V125L215 124H219V122H218V120L220 119V115L218 116L217 115V112H216V115H215V113H214V115L216 116V118H218L219 117V119H217V121H216V119L215 118H213V120L210 118V116L211 115H213L212 113H209V115L207 116L206 115V117H208V119L210 118L211 120H210V124H212L211 126L210 125H208L207 124V127L205 128V130L207 129V128H209V129H207L206 131L204 130V132H203V134H201L200 132V134L199 135H201L200 137H198L199 135H197V137H198V140H199V138H201L200 140H199V142L200 141H203V142H207L208 140V143L209 142H211L210 144H208V143H203V142H200L199 144H201V152H202V155H200V156H202L201 157V159H198L197 158V156H199V155H197V153L195 152V150L196 151H200V145H199V149H197L198 147V145H196V144H198V140H197V142H196V140H194V144L196 145V149H195V145H193L192 147L190 146L192 143L191 142H193V141H190V144H187L185 141V145L187 144V146H185V145H183V146H185L186 148L184 149L183 148V146L180 148V149H184V151H182V150H180V153L181 152H184V153H187V147L188 146H190L191 148H193V152H194V154L195 155H192V151L191 152H189L191 155H192V159H189V161L187 160V158H189L188 156H187V158L185 159V160H187L188 162H192V163H189L188 164V162H187V164H185V162L186 161H184V158H183V156H182V153L181 154H179L180 156H177V158H176V156L174 155V151L177 153V151H178V149H179V145L176 143V142H178V140L177 141H175V143H173V142H171L170 140H171V138H170V140H168L169 138H167V140H165L166 141V144H164V145H167V146H169L170 144H169V142H171V143H173V145L171 146L170 145V147H172V149L174 150L173 152H172V149L170 148V150H169V152H171V153H173V156L171 157V156H168V155H170L169 153H168V155H165V157H167V162L165 163L166 165H171L170 167H172V163H173V161L171 162V158L173 159V157L175 156V158L177 159V160H180L179 158H183V162H184V166H182L181 167V165H183V164H181L180 166H178L179 167V169H184L183 171H179L180 173H178L177 172V170H176V172H177V174L175 173V172H171L168 168H167V170L168 171H164L163 172V169H162V172H161V170L159 169V172H157L158 173V175L156 174V176L155 175H151V176H154V178H155V180H158V182H156L155 183V181L154 180H152V179H154L153 177H151L150 175H149V177H147L148 175H143V174H145L144 172H145V168H143V165L145 164V162L146 161H148L147 159L149 158V160L151 159V155H152V157H155V156H153V155H156V153H158V151L155 153V149H157V150H159L160 149V145H161V149H160V152L163 150L164 151V153H167L168 152V148H166L165 150L164 149H162V140L160 141V139L158 140V141H160L161 143H159V145H156V144H154V142H156V140L154 141V139H153V141L151 140V143L153 142V144L154 145H156V147L157 146H159V147H157V148H155L154 149V151H149L150 149H152L153 150V147H155L153 144V147H152V145H151V143H150V147H148V151L149 152H147V154H149L150 152H153L154 154H151L150 153V155H145V154H143L142 155V157L143 158H141V161L142 162H144V164L142 165V167H139L138 165V163H139V160H138V163H137V165L136 166H138L139 168H143L144 169V171H141V172H137V176L135 175V179H134V185H133V183H132V186H131V190H130V192H129V189H128V193H129V196L130 195H133L134 193L133 192H135V191H137L135 188L136 187H138V186H140V188L138 189V190H140L139 192L140 193H145L146 194V191H147V194L148 195H145L144 194V196H141L140 197V195H138V191H137V193L135 192V194H137L138 196V198H136V197H131L132 199H134V201L133 200H131V202L129 201V203L131 204L132 203V206H128L129 207V210L131 211V209H132V207H135V208H137L136 210H138V211H135L134 210V208H133V211H135V212H137L134 216H133V214H134V212L132 213V211L129 213V215L132 213V215H130V216H133L134 217V219L133 220H135V218L136 217H138V216H140V211L141 212H143L142 211V209L143 210H146L147 208V205H151L150 207H152V208H156L157 206L158 207H160V210L158 211V212H161L158 216H157V218H155L154 219V221H152L151 222V229L149 230V231H147V230H145V228H142V227H140V226H138L140 223H141V220H140V223H138L137 221H134L133 222V220H132V222L135 224L134 225V227H138L137 229H135L131 234H130V236H129V238L128 239H126L125 237V235L126 234H128V232L130 231V229H128L129 227L131 228L132 226H130V225H132L133 223H131V224H128L127 222H123V224L121 223V226H120V222L118 223V221H120L119 219H121V218H118V221H117V223L116 224H118L119 225V228H117V236L119 235L121 238L124 236V238L125 239H123V243H125V244H127L128 246H130V247H128V246H126V247H124L122 250H120V254L119 255H117V256H115V255H112V256H115L114 258H113V260L111 261V257H109L110 258V261L113 263V264H185V261H184V256H187L189 253L190 254H194L195 252L197 253V254H199L201 251H204V254H205V256H204V261H203V264H226V263H228V262H230V263H232V264H244V262H245V260H247V261H249V259H251V256H252V260L251 261H249L248 263H247V261H246V264H249L250 262V264H254V262H253V260H254V256H253V254L255 255V257L257 258L258 256H259V258H257V262H256V264H264V199H263V195H264V163H263V161H264V156H263V153H262V150L259 148V147H257V145H256V143H255V146L253 145L254 144V138H256L255 136L254 137H252V143L250 144V142H249V140H248V134H247V130H248V125H247V122L249 121L248 119H250V118H253V116L257 113V112H259V111H261V107H255V105L256 106H259V105H257V103H259V100H260V96L259 95H263L264 96V93L262 92V90H264V88H262L261 86H259V84L257 83V82H259L260 83V79H261V77L259 76V78H257V79H255L254 81V85H256V84H258L257 86L258 87H260V88H258V89H260V90H258V89H256L255 87L253 88V89H255V90H252L251 88L254 86H252L251 88L249 87V85H252L253 84V76L254 75H256V76H258V72H257V74H253V76L250 74V73H247ZM27 73V72H26ZM94 72H92V74H93ZM137 72H135V73H133V74H135V76L133 75H131L132 77V79L131 78H129V79H131L130 80V82L132 83L133 82V80H139V78H138V76H139V74H140V72H139V74H136ZM143 73H144V71H143ZM159 73V72H158ZM161 73V72H160ZM168 73H169V71H168ZM251 73H254L253 71L251 72ZM145 74V73H144ZM152 73H149V78H151L152 79V76H150ZM155 74V73H154ZM177 74V76H179ZM209 74V73H208ZM228 74V73H227ZM242 74V73H241ZM248 74H250L249 76H248ZM263 74H264V71H263ZM45 74H43L42 76H44ZM86 75V74H85ZM137 75V76H136ZM156 76H158L157 75V73L155 74ZM164 75H161L160 74V76H161V78H162V76H164ZM210 75V74H209ZM208 75V76H209ZM211 75H213V74H211ZM210 75V76H211ZM259 75H261L262 76V73L261 74H259ZM145 76H146V74H145ZM160 76H158L159 78H160ZM169 76V77H168ZM177 76H174L175 78H173V77H171V78H173L172 79V83L170 82V81H168V83L170 82V86L172 85V84H174V85H176L178 82L181 84V82H180V80H179V78H180V76H179V78L177 77ZM190 76H188V78L190 77ZM209 76V77H210ZM216 76V75H215ZM218 77H221V76H219V75H217ZM228 77H229V75H227ZM226 76V77H227ZM236 76H238V78L236 77ZM196 77H197V79H198V77H200L198 80H196ZM207 78V80H209V79H211V80H213V76H211V78ZM223 77H225V76H223ZM223 77L221 78V80H219L218 78H217V81L216 82H225V80L223 79ZM241 77H245L246 78V76L244 75V76H242L241 75ZM255 77V76H254ZM264 77V76H263ZM262 77V78H263ZM22 78V77H21ZM44 78V77H43ZM149 78H145L146 80H147V82L148 81H150L149 80ZM178 80H177V79ZM215 78V77H214ZM232 78V77H231ZM231 78H229V79H227L228 81L230 80L231 81ZM245 78H243L244 80H243V82H241V81H239L241 84H243V83H247V79H245ZM251 78H253L252 80H251ZM25 80H26V82L28 81V79H26V77L24 78ZM144 79V80H145ZM190 79V78H189ZM188 79V80H189ZM216 79V78H215ZM235 79V80H234ZM242 79V78H241ZM240 79V80H241ZM39 80V79H38ZM143 80V81H144ZM160 80V79H159ZM168 80H170V79H168ZM177 82V83H175V81ZM210 80V81H211ZM236 80V81H237ZM247 80V81H246ZM258 80V81H257ZM263 80V79H262ZM152 81H153V79H152ZM235 81V84L237 83V85H239V83L238 82H236ZM264 81V80H263ZM262 81V82H263ZM136 82H138V81H135V82H133V85H131V88H130V91L132 90V89H134L133 87H135V85L137 86V84H136ZM146 82V81H145ZM153 82H155V81H153ZM157 82H158V79H157ZM190 82V81H189ZM212 82V81H211ZM261 82V83H262ZM22 83H23V81H22ZM135 83V84H134ZM188 83V82H187ZM227 83H229V82H227ZM234 83V82H233ZM232 83V84H233ZM264 83V82H263ZM155 85H156V83H154ZM153 83H151V84H149V85H154ZM191 84V83H190ZM213 84V83H212ZM215 84V83H214ZM217 84V83H216ZM226 84V83H225ZM230 84V83H229ZM228 84V85H229ZM232 84H230V87H232L231 85ZM141 85H144V84H142V82H140V87H142ZM173 85V86H174ZM178 85V84H177ZM187 85V84H186ZM237 85H234L233 84V86H237ZM264 85V84H263ZM16 86H17V83H16ZM15 86V87H16ZM22 86V85H21ZM139 86V85H138ZM145 86H147L146 84H145ZM170 86H168V88L170 87ZM173 86H171L172 88H170V89H168V88H166V89H168V91H172V92H166V89L164 90V92H163V89H161L162 91H161V97H169V98H172L171 99V101L170 100H168V101H170L169 103H171L170 105H171V108L167 111L168 112V116H169V120L167 119V122L166 123H168V128L170 129V130H172L171 128V124L173 125V123H172V121H177L176 122V128H175V125L173 126V130H172V133L174 132L175 133V131H176V133L179 131V133L178 134H175V138L176 139H179L180 138V141H179V143H180V145H181V141H182V139L183 140H185V139H187L188 137H189V133L187 132V130H186V128H185V126L187 127V125L189 124L188 122H186L185 120V122L187 123L185 126H183V128H185V132H187L188 134L186 135V136H188V137H186L185 138V136H184V133H183V131L182 130H184V129H182V127H181V125L179 126V121L181 122V124L182 123H184V121L182 122L181 120L182 119H184V117H185V119H188V118H186V116L187 117H192V115L193 116H195L193 113H197V108H199V107H197L196 108V111L195 112H192V110H191V108H193V107H190L189 106V104H191L190 102H189V104H186V103H188V100H192L191 99V94L189 93H187L188 95H186L185 93H184V91L182 92L183 94H182V96H183V98H182V96H179V97H177V96H175V97H177V98H173V96L174 95H176V93L177 92H175V91H178V90H176L177 88V86L176 87H173ZM179 86V85H178ZM210 86H211V84H210ZM215 86V85H214ZM213 86V87H214ZM217 86V85H216ZM215 86V87H216ZM140 87L139 88H137V87H135V89L137 90V89H140ZM183 87H185V86H183ZM182 86H180V87H178V88H183ZM244 87V88H243ZM20 87H18V89H19ZM146 88V87H145ZM150 88V89H149ZM156 91H159V89H157V88H155V86L153 87ZM153 88H152V90H151V87L149 86V87H147V89H149V92L148 93H153ZM174 88V89H173ZM238 88L239 89H241L239 86H238ZM134 89V90H135ZM171 89H173V90H171ZM185 89V88H184ZM232 89H233V87H232ZM234 89H233V91H234ZM249 89H250V91H249ZM16 90H17V87H16ZM133 90V91H134ZM141 90V89H140ZM154 90V93L156 92ZM181 89H179V91H180ZM251 90H252V92H251ZM14 92H17V91H15V90H13ZM132 91V92H133ZM148 91V90H147ZM187 90H185V92H186ZM249 92V94H251L252 95V93L254 92H258V91H261L260 93H257V94H255V96L256 97H254V95H252L254 98H256V100L254 99V101L256 102H254V105L252 104V103H250L251 102V100H252V98L251 99H249L247 96H248V92ZM136 92H138V90L136 91ZM207 92V91H206ZM206 92L204 93V94H206ZM140 93V92H139ZM153 93V94H154ZM157 93L158 92H156L155 94L157 95ZM173 93V95L172 96H170L169 94H172ZM181 93V92H180ZM202 92H200V94H201ZM253 93V94H254ZM91 94V95H90ZM90 94H89V92L88 93H86L85 95H83L82 97L81 96H79V97H76L77 99L79 98L80 100H77L76 98H74L75 100L74 101H76L77 103L75 104V105H73L74 103L72 102L73 101V99H72V101L70 102V104H71V106H67L66 105V97H64V101H62L63 100V97L61 98V96L58 94V93H56V95H50L49 97L52 99V101H51V99L49 98V100H50V102L48 101V98L47 97H45L44 98V100L46 101V103H45V101H43V102H41L40 104H41V106H40V104H39V106L41 107H39V106H37L36 108H37V110H33V113H32V115H31V117L30 116H28V117H30V118H28V117H26V119H24V120H26L25 122L26 123H19V122H16V123H14V122H12V123H9V125L11 124V126H13L14 124L16 125V128L15 129H12V127L10 126H8L7 128V133H5V131L3 132V134H2V132H1V134L0 135H4V137L2 136L1 138H2V140H1V138H0V144H3V146L5 147V152L4 151H2L3 153H0V156H1V159H0V170L2 171V174H1V171H0V186L2 187L3 186V188H4V183H5V190L2 188V190H4L5 192H6V194L7 193H9L10 195H9V199L7 198V199H4V197H5V195L3 196V194H2V197L0 198V213H2V215H4V217L2 216H0V238H2V239H4V241H2V239H0V250H1V252H9V253H15L14 251L15 250H13V252H12V249H10V247L11 246H15L14 247V249H16V253H15V256L16 255H18V252L20 251V249H19V251L17 250V248L19 247V243H20V246H21V243L23 244V245H25V243H28L29 242V246L31 247H29L27 244V247H23V246H21V247H23V248H21L22 250L25 248V249H27V250H25L27 253H29L30 252V255H32L34 252H33V250L35 249V253H34V256H31V258H32V260L33 259H35V260H33V264H57V260H58V256L59 255H65L66 253H68L70 250H71V240H72V238L69 236V235H66V236H64V235H62L65 231H66V233H68V230H69V225H68V223L66 222V218L64 217L65 216V214H66V212L64 213L63 211H62V208L63 207H61L60 205H59V207H58V210L57 209H55L54 208V206L53 205H51V208H52V211H53V214H58L59 213V210H60V212H61V215L62 214H64L63 215V218H62V216H61V218H60V216H58V215H60V213L58 214V215H56L57 216V220H59L60 221V223L62 224V222L63 221H65L66 223H63V225H61V224H59V221H58V223L56 224V225H59V226H57V228H56V230L55 231H53V233H54V235H57V236H60V237H62V240H61V242H60V247L56 250H54L55 252V254L54 253H52L53 252V250L52 249H50V247L52 248V246H48V244L46 243L45 244V241L43 242V244L41 243V244H39V243H37L38 242V240H37V238L39 239V237H41V234L43 233H38V231L40 232L41 230L39 229L41 226H43L44 224H45V222L47 221V223L50 221L49 220V218H48V215H50L49 213L50 212H52L51 210H50V212H48L47 211V213L45 212V210H49L50 209V206H47L48 208L47 209H41V208H45V205L44 204H47L46 202H48V205L49 204H51V200H50V198H52V194H50V192H49V189H50V187L48 188V186H51V185H45L46 183H44V182H42L41 184H39V185H41V186H38V181H40V180H37V177H39V178H41L40 176H37V175H39L40 173H42V171H43V173H45L44 171H45V169L46 168H44L43 167V164H42V166H36L37 164V162L36 161H34V162H36L35 164V166L34 167H32L33 169L35 168V173L33 172V173H31V171L30 170H27L28 169V164L30 163V164H32L33 163V158H34V160H36L40 155H41V157L42 158H47V157H45V156H43V152H44V155H46V153L47 152H45V150L47 149H49L50 147H51V143L52 142H48L49 141V139L48 138H46L45 136H43V134H44V126H43V124L44 123H48V124H51V125H54V127H56L55 126V123L57 124V128L58 129H60L61 131H62V128L63 129H65V128H67V120L69 121V123L71 122V121H73V123H74V121H75V124H76V122L78 121V120H81L82 118H83V114H85V108L87 107V105L89 106V105H91L92 107L91 108H93L94 106V104L96 103V100L97 99H99L100 97H101V95H100V93H99V95H100V97H99V95H98V93L96 92V93H94L93 92V94L95 95L96 94V96H92L93 94H92V92H90ZM141 94V93H140ZM154 94V95H155ZM159 94H160V92H159ZM157 95L159 98H157L156 99V95H155V97H154V100L152 99V100H150V102L152 101V103L153 104H151V105H154V103L156 104V106L158 105V106H161L162 104V102L161 101H159V100H162L163 101V99L160 97V95ZM179 94V93H178ZM234 94V93H233ZM247 94V95H246ZM49 95V94H48ZM86 95H88V96H86ZM97 95H98V97H97ZM152 95V94H151ZM154 95H152V97L154 96ZM180 95V94H179ZM195 95H197V93L195 94ZM249 96V97H252V96ZM46 96H47V93H46ZM54 96V97H53ZM55 96H56V98H55ZM85 96V98H83ZM92 96V97H91ZM102 96H103V94H102ZM197 96H199V95H197ZM243 96H245V97H243ZM90 97H91V99H93V101L95 100V98H96V100L93 102L92 101V103H90L91 101L89 100L90 99ZM181 97V99L180 100H182V101H180L178 98H180ZM193 97V96H192ZM246 97H247V99H246ZM53 98H54V100H55V102L53 101ZM83 98V99H82ZM103 99H104V97H102ZM102 98H100V99H102ZM143 98V97H142ZM168 98V99H169ZM195 98V97H194ZM228 98V97H227ZM233 98V99H232ZM245 98V99H244ZM257 98H258V100H257ZM262 98V97H261ZM62 99V100H61ZM82 99V100H81ZM86 99V101H90L89 103L88 102H84V100ZM99 99V101L101 102V100ZM140 99V98H139ZM145 99V102H147V100L146 99H148V98H144ZM167 98H165V102L167 101L166 100ZM243 99V100H242ZM58 100H60L59 102H58ZM143 99H141V101H142ZM173 100H174V102H173ZM223 100V102H221ZM232 101V102H229V101ZM240 100V101H239ZM139 101V100H138ZM144 101V100H143ZM142 101V102H143ZM228 101V102H227ZM238 101V102H237ZM248 101V102H247ZM261 101V100H260ZM263 101H264V98H263ZM262 101V102H263ZM52 102V103H51ZM62 103V102H64L63 104L64 105H66V106H64V107H66V108H62L61 109V104L59 105V107L57 106L58 104L57 103ZM98 102V101H97ZM140 102V101H139ZM141 102V103H142ZM149 102V101H148ZM147 102V103H148ZM159 102H160V104L161 105H159ZM78 103H79V105H78ZM136 103V102H135ZM138 103V102H137ZM144 103V102H143ZM247 103V104H246ZM50 104V105H49ZM93 104V105H92ZM134 104V103H133ZM150 104V103H149ZM148 104V105H149ZM165 105H167L166 103H164ZM218 104V103H217ZM236 104V105H241V109H242V107H243V111L241 110V112L239 113L238 111H239V109H236V112H235V109H234V107L235 108H237L236 106H234V105ZM251 104V105H250ZM262 104V103H261ZM263 104H264V102H263ZM44 105H46V106H44ZM49 105V106H48ZM56 105V106H55ZM72 105H73V107L74 108H76V109H74L73 107H72ZM130 105V107H131V104H129ZM129 105H127V106H129ZM141 105L142 104H140V106H137V108H135V107H133V111H134V115L137 117H140L141 118V116H140V113H143V114H145L143 117L144 118H148L153 112H151L152 111V108H151V106L149 107L148 105V109L146 110V108H144L143 106L141 107ZM144 105V104H143ZM169 105V104H168ZM179 106V107H181L180 105H182V107H183V110H185L187 107L189 108L190 107V109H188L187 108V110H186V113H185V111H183L182 110V107L180 108L181 110H182V113H183V115H184V113L185 114H188V115H186V116H184L183 117V115H182V117L180 118V114L178 113V112H176V111H178V110H180L179 109V107H176V106ZM192 105H193V102H192ZM243 105H245V106H247V107H245V110H244V106ZM251 107H250V106ZM52 108H51V107ZM133 106V105H132ZM135 106V105H134ZM205 106H207V105H205ZM215 106V109H216V105H214ZM218 106H220V105H218ZM262 106V105H261ZM38 107L41 109V111H43L42 113H41V111H38L39 109H38ZM70 108V109H72V110H74V112H76L75 110H77V108L79 109L78 111H77V114L80 112L81 113V115H82V118L79 116V118H81V119H79V118H76L77 116H75L74 115V118H72L73 116L71 115L70 117H69V115H68V113H67V115H66V113H64V111H68V108ZM139 107H141V110L139 111ZM175 107H176V109L178 108V110H175ZM195 107H196V105H195ZM194 107V108H195ZM232 107V108H231ZM254 107V108H253ZM263 107L264 106H262V109H263ZM58 108V109H57ZM150 108H151V111H150ZM154 108V107H153ZM162 108V107H161ZM160 108V109H161ZM168 108V107H167ZM167 108H166V110H167ZM185 108V109H184ZM193 108V109H194ZM218 108H217V110H218ZM50 109V110H49ZM61 109V110H60ZM65 109V110H64ZM95 109V108H94ZM129 110L131 109V108H128ZM144 109L146 110V113H144L143 111H144ZM164 109V108H163ZM201 109H203V108H201ZM201 109H199V110H201ZM214 109V110H215ZM232 110V109H234V110H232V111H230L229 112V110ZM54 110V111H53ZM57 110V111H56ZM60 112H63L62 114H60V116L61 117H59V115L57 114V116H56V113H60ZM132 110V109H131ZM155 110L157 111V107H155V109L153 110L154 112H155ZM159 110V109H158ZM191 111L192 112V114L191 113H187V111ZM238 110V111H237ZM51 113H50V112ZM71 111V110H70ZM86 111H88L87 109H86ZM170 111V112H169ZM207 111V110H206ZM205 111V112H206ZM209 111V110H208ZM54 112V113H53ZM56 112V113H55ZM128 112H130V111H128ZM132 112V111H131ZM151 112V113H150ZM166 112V111H165ZM181 112V111H180ZM200 112V114H202L203 115V119L202 120H204V119H206V118H204V110H203V112H202V110L201 111H199ZM199 112H198V114H199ZM35 113V114H34ZM40 113H41V115H40ZM80 113H79V115H80ZM88 113V112H87ZM86 113V114H87ZM133 113V112H132ZM150 113V114H149ZM174 113H176V116H178L179 117V120L178 119H176L175 118V116H174ZM204 113V114H203ZM219 113V112H218ZM49 114V115H48ZM52 114H55L54 116L52 115ZM171 114V115H170ZM211 114V115H210ZM52 116V118L54 117V118H58V119H54L55 121H53V119H51V121H52V123H54V124H52L51 122H50V120H49V118H48V116ZM64 115H66V116H64ZM133 115V116H134ZM149 115V116H148ZM213 115V116H214ZM258 115V114H257ZM40 116V117H39ZM63 116V117H62ZM146 116H148V117H146ZM197 116V115H196ZM218 116V117H217ZM37 117H39L38 119H39V125L40 126H42V127H40L39 128V130H41V128L43 129L42 131H39L38 130V128L36 127V122H37ZM84 120H83V122L81 121V123H84L85 125H82L84 128H82V129H84V130H86V131H84V133H82L83 132V130H82V132H81V134H78V136L79 135H81V137H82V135L84 136V138H83V140H81L82 142H85V140H87L89 137H87V135L88 136H90V134L91 133H89L88 132V130H90V128L92 127L91 125H94L95 126V122L94 121H92L93 119L92 118H90V116H86V115H84ZM88 119H87V118ZM142 117V118H143ZM151 117H152V115H151ZM151 117H149V118H151ZM171 117L173 118V120L171 119ZM198 117V116H197ZM200 117V119L202 118L201 116H199ZM212 117V116H211ZM243 119V120H241V118ZM36 118V122H34V119ZM61 118H62V120H61ZM67 118V119H66ZM149 118H148V120H149ZM153 118V117H152ZM155 118V117H154ZM244 118H246V119H244ZM127 119V118H126ZM181 119V120H180ZM215 119V120H214ZM254 119V118H253ZM253 119H252V121H253ZM256 119V118H255ZM28 120V121H27ZM64 120H65V122H64ZM91 120V121H90ZM171 120V121H170ZM222 120H223V118H221V120H219L220 122H222ZM151 121V120H150ZM149 121V122H150ZM168 121H170L171 122V124L169 125V123L170 122H168ZM175 121H174V123H175ZM205 121V123H209V122H206L207 121V119L206 120H204ZM214 121H216V123H214ZM32 122V123H31ZM62 122H64V123H62ZM86 122V123H85ZM94 122V123H93ZM128 122V121H127ZM149 122L147 123V119H146V124L145 125H148L149 124ZM249 122H251V121H249ZM14 123V124H13ZM35 123V124H34ZM60 123H61V125H63V126H61L60 125ZM78 123V122H77ZM89 123H90V125H89ZM151 123V122H150ZM13 124V125H12ZM20 124V126H18ZM28 124V125H27ZM31 124H33V125H31ZM72 124V123H71ZM79 124H80V122H79ZM185 124V123H184ZM221 124V123H220ZM14 125V126H15ZM38 125V126H39ZM60 125V127H62V128H60V127H58ZM78 125V124H77ZM81 125V124H80ZM127 125L129 126V124L128 123H126L125 124V126H123V135L124 136H122L123 137V140L122 139H120L119 141H120V144L122 145V143H126V141L125 140H127V143H126V145H127V147L126 148H128L129 150H130V148L132 147L131 146V144L133 143V142H131V144L129 143L130 142V140L131 139H129L130 137H127V136H129V134L127 133V132H131V130H132V132H133V130L134 131H136L137 129V131H136V133L135 134H140V133H143L141 130H143L144 131V129L145 128H138V125H136V126H132L131 127V125L129 126L130 127V129L131 130H129V128L127 129ZM144 125V126H145ZM150 125H152V124H150ZM191 127H192V125H193V127H196V128H193L192 130H194L193 132V136L194 137H192L191 135V139H195V138H197V137H195V132L197 133L199 130H201V131H203V129H201L200 127H198L199 125L198 124H195L196 126H194V124H189ZM188 125V127H190ZM198 125V126H197ZM202 125V124H201ZM214 125V126H213ZM244 125H246L247 127H246V130H245V126ZM29 126V127H28ZM68 126H70L69 124H68ZM73 126V125H72ZM82 126H80V128L82 127ZM85 126H86V128H85ZM89 126H91V127H89ZM92 127L91 128V132H93V131H95V127ZM149 126V125H148ZM204 126V125H203ZM203 126H201V127H203ZM206 126V125H205ZM204 126V127H205ZM209 126V127H208ZM221 126H222V128H221ZM31 127H34V128H32L31 129V135H37V134H35L36 132H34V131H36L37 130V133H39V134H41V132L43 133V134H41V137H39L38 135L37 136H33V139H37V137H39L38 139H37V142L36 143H38V144H35V146L30 150H28L27 148H22V149H25L24 150V153L22 154V155H24V156H22V158H21V156H20V160H22L23 159V161H25V162H22V161H20L19 160V156H17V155H14V153H13V151H15V149H16V144L15 143H17V139L14 141V138H10L9 136H11L10 134H12V135H14V134H18L19 133V129H20V131H21V129L23 128H25V129H27V130H30V128ZM71 127V126H70ZM76 127H78V126H76ZM151 128H152V126H150ZM262 127H263V125H262ZM14 128V127H13ZM56 128V129H57ZM134 128V129H133ZM151 128H149L151 131H152V129ZM198 128H200V129H198ZM10 129H12V130H14V132L12 131V130H10ZM34 129V130H33ZM69 128H67V132L69 131L68 130ZM140 129V130H139ZM220 129H222V130H220ZM33 130V131H32ZM75 130V129H74ZM129 130V131H128ZM175 130V131H174ZM190 130H191V128H190ZM191 130V131H192ZM12 131V132H11ZM59 131V130H58ZM65 131V130H64ZM70 131H73V130H70ZM80 131V130H79ZM139 131V132H138ZM189 131V130H188ZM217 131V132H216ZM221 131V132H220ZM16 132V133H15ZM32 132H34V134H32ZM60 132V131H59ZM67 132H65V136L67 135L66 133ZM75 132V131H74ZM78 132V131H77ZM126 132V133H125ZM138 132V133H137ZM150 132V131H149ZM190 132V131H189ZM245 132V133H244ZM10 133V134H9ZM14 133V134H13ZM20 133H22V132H20ZM61 133V132H60ZM69 133H71V132H69ZM144 133H148V131H144ZM170 133V135L171 136H173L174 135V133L173 134H171V132H169ZM9 134V135H8ZM77 133H75L74 135L75 136H77L76 135ZM132 134L134 135V133H131L130 134V136L133 138V136H132ZM146 134H141L142 135V140L144 141V142H146V140L148 139V134L146 135ZM154 133H151V135H153ZM190 134H191V132H190ZM198 134V133H197ZM241 134V135H240ZM244 134V135H243ZM7 135H8V137H7ZM73 135V134H72ZM140 135V136H141ZM144 135H146L145 136V138H144ZM208 135H212V136H208ZM244 137H243V136ZM63 136H64V134H63ZM69 136H71V134H68L67 135V137H69ZM78 136L76 137V138H78ZM136 136V135H135ZM138 137H139V135H137ZM247 136V137H246ZM35 137V138H34ZM72 137V136H71ZM121 137V138H122ZM138 137H135V138H133L134 139V141H135V146H137V144H136V142L137 143H140V141H142V140H140L139 142L137 141L138 140ZM155 137H156V135H155ZM183 137V138H182ZM9 138H10V140H12V141H10L9 140ZM70 138V137H69ZM68 138V139H69ZM72 138H75V137H72ZM75 138V139H76ZM87 138V139H86ZM126 138V139H125ZM144 138V139H143ZM150 138H152L151 136H149V140H150ZM173 138V140L172 141H174V137H172ZM251 138V137H250ZM6 139V140H5ZM20 139V141H21V139L22 138H19ZM64 139H65V137H64ZM79 139V138H78ZM140 139V138H139ZM208 139V140H207ZM246 139H247V141H246ZM124 141V142H122V141ZM129 140V141H128ZM188 140H189V138H188ZM187 140V141H188ZM1 141H2V143H1ZM13 141H14V143H13ZM24 140L22 139V142H23ZM45 141V142H44ZM80 141V142H81ZM106 141V140H105ZM132 141V140H131ZM143 141H142V147L140 148V146H138L137 148H135V152H136V150L139 148L140 149V151H142V149H143V147L144 146H147V142L145 143V145H143ZM167 141H169L168 143H167ZM33 142H35V140H33ZM44 142V143H43ZM66 142H67V139H66ZM122 142V143H121ZM213 142H218L217 144H218V147H219V149L217 150V144L215 143H213ZM240 142V143H239ZM8 143V144H7ZM10 143V144H9ZM103 144H105L104 143V141L102 142ZM108 143V142H107ZM119 143V142H118ZM183 143V142H182ZM189 143V142H188ZM21 144V143H20ZM19 144V145H20ZM101 144V143H100ZM103 144H102V146H103ZM174 144H175V146H174ZM9 146V148H11L12 147V149H9V148H6V147H8ZM36 145H38L37 147H36ZM40 145H42V148H41V146ZM45 145L47 146V147H45ZM125 145V144H124ZM124 145H123V148L121 147V146H119L120 147V152H121V154H122V151H124L125 149V147H124ZM130 146V148H129V146ZM11 146V147H10ZM15 146V147H14ZM39 146H40V148H39ZM100 146V145H99ZM134 146V145H133ZM134 146V147H135ZM174 146V147H173ZM179 146V147H178ZM4 147L2 148V145H1V149H3L4 150ZM46 148V149H43V148ZM49 147V148H48ZM133 147V148H134ZM189 147V148H190ZM15 148V149H14ZM69 149L67 150L68 152H71L72 150H74L75 148L77 149V147H75L74 149L72 148V147H68ZM118 148V147H117ZM133 148H132V150H133ZM150 148V149H149ZM163 148H165V147H163ZM177 148V151L175 150V149ZM40 150L41 149V152L38 154V152L39 151H37V150ZM44 151H43V150ZM76 149H75V152L77 153V151H76ZM88 149V148H87ZM92 149H94V148H92ZM96 149V148H95ZM91 150V151H94V153L95 152H97L96 150ZM119 149V148H118ZM127 149V150H128ZM138 149V150H139ZM8 150H12V151H9V152H7ZM26 150H28V151H26ZM46 150V151H47ZM98 150V149H97ZM167 150V151H166ZM188 150V151H189ZM203 150V151H202ZM214 150V151H213ZM25 151L28 153V152H31L32 151V153H31V155H29L30 153H28L27 155L28 156H26V153H25ZM37 151V152H36ZM49 151H50V149L48 150V153H49ZM79 151H81L80 153L81 154H83L82 152L83 151H86V148L84 149V150H82V148H79ZM91 151H89V150H87V152H85L83 155H82V157H81V154L79 153V156L82 158V159H80V161H79V164L77 163L78 162V160L79 159H76L75 157L76 156H74V155H78V154H74L73 153V155H71L72 156V158L71 157H69V155H65L66 157H68L67 159L69 160V158L70 159H72L71 161L73 162L74 160L73 159H76L77 161L76 162H74V163H69L68 161H66L67 159L65 158V156H62V158H65V162H63V163H58V165H56V166H54V164L53 165H51L52 167H54V168H56L55 169V171H54V169L52 168V170L48 173V174H50L51 175V172H54L55 173V177L54 176H52V175H54V173H52V177L51 178H56L57 176L59 177L61 174V172H62V170H64V169H66V162H68V164H70L71 165V168H67V170H69V172H71V173H73L74 172V170H75V168H76V171H77V169L78 168H80V170L78 171V173H81V172H83L86 168H85V166L83 167V164H84V162L86 161V162H88L87 161V159H89V161H91L92 160V156H94L93 154V152L92 153H90ZM119 151V150H118ZM139 151V152H140ZM73 152V151H72ZM88 152H89V154L90 155H92L91 156V158H90V155H88ZM116 152V150L114 151V152H111L112 154L113 153H115ZM125 152V151H124ZM124 152H123V155L121 156V158L120 157H117L116 156V154H114V156H115V158H111V155H110V158L113 160V159H115V161L116 160H119V158H120V160L122 161L124 158H126L125 160H124V162L126 161V164H128V162L130 161V159H127V155H128V153L130 152V151H128V153H127V151H126V153H125V155H124ZM158 153L159 155H161L160 157H163V153ZM7 153V154H6ZM47 153V156H49V154ZM118 153V152H117ZM132 154H135L134 153V150L131 152ZM131 153H129V155H131ZM175 153V154H176ZM178 153H179V151H178ZM253 153V154H252ZM13 154V155H12ZM16 154V153H15ZM35 154H38V155H35ZM65 154H72V153H65ZM140 154V153H139ZM199 154H201V153H199ZM7 155V156H6ZM85 155V156H84ZM87 155V156H86ZM118 155H119V153H118ZM136 156H137V152H136V154H135ZM134 155V156H135ZM184 155V154H183ZM185 155H188V153L187 154H185ZM4 156L6 157V159L4 158ZM10 156V157H9ZM15 156H16V158H15ZM30 156H32V157H30ZM34 156V157H33ZM37 156V157H36ZM79 156L77 157V158H79ZM132 156V155H131ZM135 156V158L137 159V157ZM140 156V155H139ZM12 157H14V158H12ZM41 157H39V158H41ZM74 157V158H73ZM85 157V158H84ZM89 157V158H88ZM124 157V158H123ZM158 156H156V159L154 160V161H156V162H160L161 160H159L160 159V157H159V159L157 158ZM165 157H163V162H164V159H165ZM185 157V156H184ZM8 158H10V159H12V161H13V164H14V161L15 160H17V158H18V160L20 161V163H19V161H16V163L18 162L19 163V166H20V168H21V166H22V164H23V166L22 167H24L22 170H20V172L22 171V173H19V171H14V169H15V167H16V169L18 168L17 167V164L15 163V166L14 165H11L12 164V161L10 160V162L8 161L9 159ZM39 158H38V161H39ZM61 158V159H62ZM87 158V159H86ZM138 158H140V157H138ZM262 158V159H261ZM3 159H5V160H3ZM84 159V162H81V160H83ZM142 159H144V160H142ZM154 159V158H153ZM153 159H151L150 161H153ZM197 159V160H196ZM244 159V160H243ZM127 160H129V161H127ZM175 160V159H174ZM191 160V161H190ZM240 160V161H239ZM59 161V160H58ZM63 161V159L61 160V162ZM70 161V162H71ZM176 161V160H175ZM174 161V162H175ZM224 161V162H223ZM251 161H252V163H251ZM6 162V164H5V167H4V170H2V167H3V164ZM8 162L10 163V165H8ZM21 162H22V164H21ZM82 164H81V163ZM85 162V163H86ZM131 162V161H130ZM135 162H137V161H135ZM141 162V163H142ZM155 162V163H156ZM162 162V161H161ZM160 162V168H161V166H164L162 163ZM169 162V163H168ZM26 163V164H25ZM55 164H56V162H54ZM140 163V164H141ZM148 162H146V164H147ZM150 163V162H149ZM220 163V164H219ZM246 163V164H245ZM50 164H52V163H50ZM50 164L48 163L47 165H49V167H50ZM124 164V163H123ZM130 164V163H129ZM128 164V165H129ZM132 164V163H131ZM152 164V163H151ZM157 164V163H156ZM155 164V165H156ZM221 164H223V165H221ZM238 164V165H237ZM253 164H254V166H253ZM27 165V166H26ZM33 165H34V163H33ZM45 165V164H44ZM59 165H60V168H61V170L60 169H58L59 168ZM127 165V168H130L131 166H128ZM148 165V164H147ZM174 165V164H173ZM198 165V166H197ZM201 165V166H200ZM256 165V166H255ZM132 166H134V165H132ZM151 166V165H150ZM149 166V167H150ZM159 166V165H158ZM200 166V167H199ZM212 166H214V167H212ZM9 169H8V168ZM10 167H12V168H10ZM36 167H38V168H36ZM41 167H42V169H41ZM48 167V166H47ZM81 167H83V169L81 168ZM152 167H154V164L152 165ZM181 167V168H180ZM231 167V168H230ZM232 167H233V169H232ZM254 167H256V171L254 170ZM6 168V169H5ZM85 168V169H84ZM164 168H165V166H164ZM230 168V169H229ZM244 168H246V169H244ZM29 169H31V168H29ZM37 169H40V170H37ZM51 168H48V171L50 170ZM172 169H173V167H172ZM178 169V170H179ZM243 169V170H242ZM261 169H263L262 170V172H261ZM6 170H8V171H6ZM19 170V169H18ZM59 171L58 173H56L57 171ZM66 170V172L68 173V175H71V177H70V179L71 178H73L72 177V174H69V172ZM70 170H72V171H70ZM158 170V169H157ZM165 170H166V168H165ZM208 170V171H207ZM218 170H220V171H218ZM224 170V171H223ZM228 170V171H227ZM241 170V171H240ZM244 170H246V171H244ZM4 171V172H3ZM13 171L15 172V173H19V174H22V176L24 175V177L27 175V174H29L30 176H32V174H34L33 176H34V178L36 179V183L34 184V182H32V181H30L31 183H32V185H33V187L34 188H31V190L30 189H28L29 187H30V184L28 185L27 184V182H28V178L26 179L27 180V182H25V183H23L22 185H20V184H18V185H20L19 187H25L26 186V188L27 189H25V188H19L18 187V185H17V183H15V184H13V185H15L14 187H17L16 189H17V191H18V193L16 192V189L14 188V187H12V185H11V181H12V179H14V177L16 178V176H17V174H15V176L13 177L12 175H13ZM30 171V172H29ZM38 171V172H37ZM65 171V170H64ZM81 171V172H80ZM172 171H174V170H172ZM210 171V172H209ZM211 171H212V173H211ZM28 172V173H27ZM169 174H168V173ZM175 173L176 174V178L175 177H173V178H175V180H179V178L181 179V181H174V183L172 182L173 180V178H170L169 179V177H171L172 176V174L171 173ZM214 172V173H213ZM218 172V173H217ZM228 172H231V173H228ZM255 172V173H254ZM9 173V174H8ZM24 173H27L26 175L24 174ZM37 173H39V174H37ZM62 173H65V172H62ZM66 173V174H67ZM138 173H139V175H138ZM153 173V172H152ZM155 173H156V171H155ZM201 173V174H200ZM203 173H205V174H203ZM210 173L211 174H214L212 177H211V175H210ZM221 173V174H220ZM224 173V174H223ZM5 174V175H4ZM7 174L9 175V176H12L11 178L9 177V176H7ZM37 174V175H36ZM46 174H47V172H46ZM60 174V175H59ZM66 174H64L65 176H67ZM142 174V175H141ZM149 174V173H148ZM223 174V175H222ZM229 174V175H228ZM241 176V177H243V178H241V177H239L240 179H241V181H242V179L244 180L245 179V183H246V186H247V189L245 190V188H244V191H247V193H243V191L241 190L242 188H241V186L239 187V181H234L235 180V178H233L234 176ZM41 176H43V174H40ZM57 175V176H56ZM63 175V174H62ZM64 175H63V177H64ZM165 175V176H164ZM169 176L168 178H167V176ZM171 175V176H170ZM204 175V176H203ZM217 175V176H216ZM220 176V178H218L219 176ZM225 175V177H223ZM19 176V175H18ZM18 176H17V178H18ZM21 176V175H20ZM76 175H74V177H75ZM184 176H185V178H184ZM202 176V177H201ZM210 176V177H209ZM230 176L232 177V178H230ZM7 178V179H5L4 180V178ZM9 177V178H8ZM22 178L21 179V181H23V180H25V178ZM68 177V176H67ZM68 177V178H69ZM215 177V178H214ZM217 177V178H216ZM21 178V177H20ZM19 178V179H20ZM38 178V179H39ZM147 178V179H146ZM149 178H150V180H149ZM157 178V179H156ZM169 179L170 180V182H168L169 180H167V179ZM185 180H184V179ZM196 178V179H195ZM206 178V179H205ZM225 178V179H224ZM229 178V179H228ZM1 179H2V181H1ZM9 179L11 180V181H9ZM18 179V180H19ZM31 179H33V177H31ZM57 179V178H56ZM58 179H61L60 177L58 178ZM63 179H67L66 177H64V178H62L61 180L63 181ZM70 179H68V180H64L65 182H68V184L70 183L71 184V182L69 181ZM132 179V180H133ZM217 179H220L221 181H219V180H216ZM224 179V180H223ZM233 181H232V180ZM6 180H8L7 182H6ZM15 180V179H14ZM146 180V181H145ZM160 180V181H159ZM182 180H184V182H182ZM198 180V181H197ZM215 182H214V181ZM246 180H248V183H247V181ZM20 181V180H19ZM144 181L146 182V183H144ZM162 181V182H161ZM229 181V182H228ZM15 182V181H14ZM16 182H17V179H16ZM41 182V181H40ZM139 182H143V183H139ZM151 182H154V183H152L153 185H155L156 184V188H154L155 189V191L157 190V188H158V186L160 185V182H161V184H164V185H162V186H165L166 185V187H168L169 188V190L170 191H167L166 189L165 190H163V189H161V190H158V191H156V193L157 192H159V196L158 195H156V196H158L157 197V200H156V198H154L155 197V194H152V192H149L148 193V190L150 189V190H152L151 188H153V187H149L150 185H152L151 184ZM171 183L172 185H170V186H168L167 185V183ZM176 182V183H175ZM220 182H221V184H220ZM226 182L228 183V184H226ZM235 182H237V183H235ZM244 182V181H243ZM249 182H250V184H249ZM9 185L8 186V188L6 187L7 186V184ZM18 183H20V182H18ZM22 183V182H21ZM29 183V182H28ZM148 183H150V185L149 186H147V184ZM166 183V184H165ZM194 183V184H193ZM200 183H204L203 185H205L206 184V186L204 187L202 184H200ZM210 185H209V184ZM215 185H214V184ZM219 183V184H218ZM235 183V184H234ZM244 183V184H245ZM3 184V185H2ZM25 184V185H24ZM139 184V185H138ZM143 184H145V186L147 187V188H145V186L143 185ZM158 184V185H157ZM217 184H218V186H217ZM222 184L224 185V187L222 186ZM234 184V185H233ZM238 184V185H237ZM244 184H242V185H244ZM250 186H249V185ZM38 186V187H36V186ZM42 185H45L46 186V191H44V186H42ZM138 185V186H137ZM152 185V186H153ZM263 185V186H262ZM10 186H11V188H10ZM215 186H217V187H221V188H217V187H215ZM233 187V188H231V187ZM132 187H133V189H134V191H133V189H132ZM155 187V186H154ZM194 187H196V190L198 189V188H200V189H198L197 190V192H199V193H197L196 192V190H195V188ZM212 187H214V190H213V188ZM227 188V189H230V190H232V192H233V190H236V188H238L237 189V191L236 192H239L238 190H241L240 191V193L239 194H235V193H232V195L233 196H230L229 194H227L226 195V191H228L227 189L225 190H223V188ZM230 187V188H229ZM236 187V188H235ZM15 190H14V189ZM128 188V187H127ZM159 188H161V185L159 186ZM158 188V189H159ZM163 188V187H162ZM204 188V189H203ZM215 188H216V190H215ZM241 188V189H240ZM7 189L9 190L10 189V191L11 192H15L14 194L13 193H11L10 191H7ZM19 189V190H18ZM148 189V190H147ZM217 189H219L220 191V193L215 197V199H214V197H213V199L214 200H217V201H214L213 202V200H212V195H214L215 196V193H213V191H215V192H217L218 190ZM13 190V191H12ZM24 192H26V195L29 197V201L30 202H27V204L29 205V206H35V207H32L31 206V209H30V207H28V205L26 204H24L23 205V203H25L26 201V195H25V193H22L23 191ZM42 191L41 192V194H40V192H38L37 193V191ZM77 190H78V188H77ZM76 190V191H77ZM92 190V189H91ZM184 190H185V192H186V190H187V192L186 193H184ZM193 190H195V192H193ZM212 191V192H210V191ZM229 190V191H230ZM22 193L21 195H20V192ZM33 191L34 192H36V193H33ZM44 191V192H43ZM47 191H48V193H47ZM51 191V190H50ZM75 190L73 189V192H74ZM191 191V192H190ZM201 191H203V192H201ZM208 191H209V194H210V196H211V201L210 202H212L213 203V205L215 206V208H214V206H212V204H210V207H208L209 209H207V207H205L204 205V203H205V201L204 202H202V201H200L201 203H203L204 205H202V204H200L199 203V200L200 199H203L204 198V200H205V197H204V195H207V197L209 196V194H208ZM222 191L224 192V193H222ZM80 189L76 192V196H77V194L78 195H80ZM120 192L121 191H119V193H117V194H119L120 196H121V194H123L122 192H123V190H122V192H121V194H120ZM125 192H127L126 191V189H125ZM193 192V194L191 195V197L190 198H193V199H189L190 201H188L189 203V205L192 207V209L190 208L187 212H185V213H187V215L189 216V214H190V218L188 217V221L186 220V222L187 223H185V221H183L184 222V225H183V223H182V220H183V214L184 213H181V215H179L178 213H179V207L177 206V204L175 203V201L174 200H176V201H178V198H180L179 200H181V198L185 195V194H187V193H192ZM235 192V191H234ZM242 192V193H241ZM261 192H263V193H261ZM18 195H20V196H22V197H25V199L23 198V199H21L20 201H25V202H23L21 205L20 204H18L17 205V203H18V197L16 196L17 194ZM47 193V194H46ZM95 193V192H94ZM127 193V194H128ZM155 193V192H154ZM182 193V194H181ZM195 193V194H194ZM211 193H212V195H211ZM249 193V194H248ZM74 194H75V192H74ZM126 194V193H125ZM151 194V195H150ZM234 194L237 196V198H236V196H234ZM242 195V196H238V195ZM250 194H251V196H252V198L250 197ZM256 194V195H255ZM43 195H45V196H43ZM47 195V196H46ZM49 195V196H48ZM118 195V197L120 198V196ZM150 195V196H149ZM183 195V196H182ZM196 197H195V196ZM198 195H199V197H198ZM201 195V196H200ZM202 195H203V197H202ZM248 195V196H247ZM12 196H14L15 197V199L14 200H12V203H11V200H10V197H12ZM117 196V195H116ZM124 196V195H123ZM135 196V195H134ZM177 196V197H176ZM195 198H194V197ZM230 196V197H229ZM246 196V197H245ZM8 197V196H7ZM33 197V198H32ZM38 197H40V199L38 198ZM42 197V198H41ZM49 199H48V198ZM122 197V196H121ZM227 197V198H226ZM236 198V200H235V198ZM239 197V198H238ZM243 197V198H242ZM3 198V199H2ZM20 198V197H19ZM79 198V197H78ZM136 198V199H135ZM144 198L145 199H149V201L148 200H146L148 203L146 204V202H144ZM175 198V199H174ZM210 198V197H209ZM225 198V199H224ZM250 198V199H249ZM255 198V199H254ZM12 199V198H11ZM17 199V200H16ZM35 199H39V200H41V201H37V200H35ZM116 199H118V198H116ZM115 199V200H116ZM138 199V200H137ZM155 199V200H154ZM196 199H198V200H196V202H195V200ZM230 199V200H229ZM240 199V200H239ZM261 199V200H260ZM7 200H9V201H7V203H6V201ZM27 200V201H28ZM119 200V199H118ZM120 200L121 201H119V202H122V198H120ZM137 200V201H136ZM155 201L156 202V204L155 203H150L151 201ZM193 202H195V203H193ZM226 200V201H225ZM228 200V201H227ZM236 202H235V201ZM246 200V201H245ZM252 200H254V201H256L255 203H257L256 204V206L254 207V201H252ZM3 201H5V203L3 204L2 202ZM37 201V202H36ZM46 201V202H45ZM134 202V205H133V202ZM173 201H174V205H172V203H173ZM243 201H245V202H243ZM258 201V202H257ZM261 202V205H259L260 204V202ZM9 202V203H8ZM14 202H17L16 204L14 203ZM35 202V203H34ZM190 202H192V203H190ZM198 202V203H197ZM231 202H232V204H231ZM243 202V203H242ZM253 202V203H252ZM14 203V204H13ZM107 203V202H106ZM105 203V204H106ZM108 203H110V202H108ZM107 203V204H108ZM143 203H145L146 205H145V208H144V206H143ZM236 203V204H235ZM242 203V204H241ZM245 203V204H244ZM7 204V205H6ZM124 204V203H123ZM138 204H139V206H140V204H141V206L143 207V208H139L138 209ZM152 204H155V205H152ZM169 204H171V206H172V208L170 207V205ZM194 204V205H193ZM215 204H217V205H215ZM226 204V205H225ZM228 204V205H227ZM248 204V205H247ZM36 205H37V208H36ZM38 205H39V207H38ZM109 205H111V203L109 204ZM109 205H103V206H105V207H103L105 210L104 211H106L109 207ZM119 205V204H118ZM121 205V204H120ZM119 205V206H120ZM125 205V204H124ZM129 205V204H128ZM166 206V208L165 209H163V211H161V206H163V208ZM194 207H193V206ZM220 205V206H219ZM236 205V206H235ZM244 205V206H243ZM250 205V206H249ZM252 205H253V209L254 210H256L257 208V212H255L256 213V215H258L259 216V218H257L258 216H256L255 218H257L256 219V223H255V221H254V223L256 224V226H258V227H255V224L254 225H252V227H253V230H254V228H255V230L251 233L252 234V236H251V234H250V237H252L251 239H249V246L251 247V249L253 250V252H252V255H251V251H246V250H244V249H242L240 246H238V242H237V244H236V241L235 240H237L238 239V237L240 236V235H242L239 231H241L242 232V230L244 229V226L242 227V222H246L247 220H243V221H241L243 218H244V212H245V210H249V208L250 207H252ZM9 206V207H8ZM18 206V207H17ZM44 206V207H43ZM63 206V205H62ZM149 206H148V208H149ZM173 206H174V208H173ZM190 206H188V207H190ZM212 206V207H211ZM218 206V207H217ZM17 207V208H16ZM169 207V208H168ZM206 209H205V208ZM231 207V208H230ZM233 207V208H232ZM236 207V208H235ZM257 207V208H256ZM260 207V208H259ZM262 207V208H261ZM5 208H8V209H5ZM16 208V209H15ZM26 208H28V210H30V212H33V216L29 213V211L26 209ZM34 208V209H33ZM121 208H123V210H124V208L125 207H121ZM203 208V209H202ZM20 209V210H19ZM22 209V210H21ZM24 209V210H23ZM38 210V211H40L39 212V215L42 217H40V218H37V217H39V215L37 216V214L38 213H36V214H34L35 212L34 211H31V210ZM63 209H65V207L63 208ZM170 209H172V210H170ZM215 209V210H214ZM229 209V210H228ZM231 209V210H230ZM17 210V211H16ZM44 212H43V211ZM122 210V209H121ZM122 210V211H123ZM149 211H150V208L148 209ZM156 210H157V208H156ZM190 210H191V212H190ZM203 210V211H202ZM208 210V211H207ZM211 210V211H210ZM244 210V211H243ZM10 211V212H9ZM12 211V212H11ZM24 211V212H23ZM56 211H58V212H56ZM127 211V210H126ZM235 211V212H234ZM240 211H242V212H240ZM20 215H22L23 214V216L24 217H22L21 216V219H22V221H21V225H20V216H19V214ZM21 212H22V214H21ZM37 212V211H36ZM42 212V213H41ZM123 212H125V211H123ZM122 212V213H123ZM147 211H145V213H146ZM151 212V211H150ZM150 212H148V213H150ZM156 212V211H155ZM155 212H154V214H155ZM158 212H156V213H158ZM188 212H190L189 214H188ZM200 212H202V213H200ZM212 212H213V214H212ZM262 212H263V215H260V214H262ZM144 213V212H143ZM165 213V214H164ZM203 214L204 216H202V215H200V214ZM242 213V214H241ZM260 213V214H259ZM15 214H17V215H15ZM26 214V215H25ZM42 214V215H41ZM118 214H120L119 212H118ZM127 214H128V212H127ZM151 214V213H150ZM152 214H153V212H152ZM161 214H163L165 217L163 218V215H161ZM167 214V215H166ZM210 214H212V215H210ZM238 214H239V216H238ZM15 215V216H14ZM27 215H29V216H32V217H35L34 219L31 217V218H29V216H27ZM36 215V216H35ZM116 215H117V213H116ZM121 215V214H120ZM120 215H118V216H120ZM178 215L179 216H181L182 217V220H181V223L182 224H180L179 223V225H178V222H180V219H178V221L176 222V219L178 218ZM183 215V216H182ZM191 215L193 216V217H191ZM197 215L200 217V220H199V223H197L196 222V220H197ZM206 215H207V217H206ZM215 215V216H214ZM242 215V216H241ZM27 216V217H26ZM45 216V219L43 220V221H41L42 219H43V217ZM51 217H52V215H50ZM194 216H196L195 218H194ZM209 216H210V219H208L209 218ZM241 216V217H240ZM9 217V218H8ZM17 217V218H16ZM47 217V218H46ZM55 217V215H53V218ZM162 217V218H161ZM60 218V219H59ZM176 218V219H175ZM192 218H194V219H192ZM203 218V219H202ZM241 219V220H239V219ZM262 218V219H261ZM2 219V220H1ZM3 219H5L4 221H3ZM6 219H7V221H8V223H7V221H6ZM11 219V220H10ZM29 219V220H28ZM36 219H40V220H36ZM55 219H56V217H55ZM129 219H131L130 217H129ZM138 220H139V218H137ZM136 219V220H137ZM190 219V220H189ZM201 219H202V221H201ZM205 219L207 220L208 219V223H206V221H205ZM238 219V220H237ZM261 219V220H260ZM25 220V221H24ZM26 220H27V222L29 223V225H26ZM34 220V221H33ZM36 220V221H35ZM123 220V219H122ZM121 220V221H122ZM166 220V221H165ZM175 220V221H174ZM15 221V222H14ZM19 221V222H18ZM170 221V222H169ZM173 221L176 223L175 224V226L177 225V227H179L178 229H177V227L174 229V227L175 226H173ZM41 222H43V223H41ZM129 222V221H128ZM130 222H131V220H130ZM129 222V223H130ZM189 222V223H188ZM196 222V223H195ZM201 222V223H200ZM240 222V223H239ZM259 222V223H258ZM13 223H16V225L18 226V227H16V225L14 226V224ZM19 223V224H18ZM23 223H25V224H23ZM27 223V224H28ZM39 223H40V226H38L39 225ZM46 223V224H47ZM127 223V224H126ZM162 223V224H161ZM191 223H192V226H191ZM193 223H195V225L193 224ZM205 223V224H204ZM223 223H225L226 224V226L223 224ZM250 223V222H249ZM258 223V224H257ZM5 224V225H4ZM13 224V225H12ZM30 224H32V225H30ZM45 224V225H46ZM49 224V223H48ZM47 224V225H48ZM55 224V223H54ZM67 224V225H66ZM172 224V225H171ZM200 225V224H202L200 227H199V230H201V232H202V243L204 242V243H206L205 245H204V243H203V246H204V248H202V250H201V245H202V243L201 244H199V242H198V240H196L195 239V236H196V232H194V230L195 231H198V229H197V226L198 225ZM204 224V225H203ZM228 224V225H227ZM230 224V225H229ZM11 225L12 226H14V230H12L11 228ZM44 225V226H45ZM50 225V224H49ZM53 225V224H52ZM103 225V224H102ZM111 225H113V223L111 224ZM126 225V226H125ZM158 225V226H157ZM173 226L172 228L174 229V232H173V234L171 233L172 232V230H170V228H169V226ZM181 225H183V227H181ZM188 225V226H187ZM23 226H26L25 228H23ZM51 226V225H50ZM68 226V227H67ZM101 226V225H100ZM98 227V226H96V227H98L99 229L100 228H102V226L101 227ZM155 226H156V228H155ZM166 226V227H165ZM194 226V227H193ZM207 226H208V228H207ZM217 226V227H216ZM16 227V228H15ZM30 227H32V228H30ZM67 227V228H66ZM95 227V228H96ZM106 228H103V230L102 229H100V230H102V231H99V233L97 232V229H95L94 227H92V228H94L93 229V232H91V233H94L95 234V238L93 239V241H95V239H96V236H101L103 239L106 237V236H108L110 233H112L111 231V229L112 228H108L107 226H105ZM112 227V226H111ZM133 227V228H134ZM204 227V228H203ZM216 227V228H215ZM218 227H220V228H218ZM228 227V228H227ZM239 227V228H238ZM20 228H23V230L21 231V230H19ZM28 228V229H27ZM37 229V231H34V230H36ZM108 228V229H107ZM168 228H169V230H168ZM197 230H196V229ZM215 228V229H214ZM227 228V229H226ZM25 229H27V230H25ZM39 229V230H38ZM52 229H53V227H52ZM153 229V230H152ZM161 231L162 230V232L164 231L165 232V230L167 231H171V232H168V234H166V237H164L165 236V234H164V236H163V234L162 235H160L159 233H162V232H157V231H159V230ZM165 229V230H164ZM181 229V230H180ZM218 229L220 230V232H218ZM11 231V233L10 232H7V231ZM19 230V232H22V236L23 237H21V235H19V232H16L15 233V231H18ZM30 230V231H29ZM34 232V233H37V234H35V235H33L34 233L32 232V231ZM54 230V229H53ZM129 230V231H128ZM156 230V231H155ZM175 230H177V231H175ZM184 230V231H183ZM235 230V231H234ZM23 231H24V233H25V231H27V232H29L28 234L27 233H25V236H24V234H23ZM43 231V230H42ZM91 231H92V229H91ZM96 231V232H95ZM127 231V232H126ZM136 231V232H135ZM180 231V232H179ZM257 231V236L255 237L254 235H255V232ZM7 232V233H6ZM30 232L31 233H33L32 234V236H31V234H30ZM144 232H146V233H144ZM149 232V233H148ZM152 232V233H151ZM154 232V233H153ZM163 232V233H164ZM181 232H182V234H181ZM220 234V235H218V233ZM50 233H52L51 231H50ZM56 233V234H55ZM97 233H98V235H97ZM101 233V234H100ZM157 233H158V235L159 236H161L162 237V239H161V237H159V236H157ZM166 233V232H165ZM170 233V234H169ZM210 233V234H209ZM214 233V234H213ZM228 233V234H227ZM4 234V235H3ZM13 234H15V236H18L19 235V237H21V238H24V240H22L23 242H21V240H19V243L18 244H16V242H18V238L16 239L15 238V240H14V238H12V237H15ZM21 234V233H20ZM27 234V235H26ZM122 236H121V235ZM147 234V235H146ZM154 234V235H153ZM172 234V235H171ZM187 234V235H186ZM215 234H216V236H215ZM254 234V235H253ZM13 235V236H12ZM29 235V236H28ZM144 235V236H143ZM170 236V238H167V236ZM190 235V236H189ZM193 235H195L193 238H192V236ZM219 236V238H218V236ZM31 236V237H30ZM91 236L93 237V235L91 234ZM118 236V238H120ZM128 236V235H127ZM152 236V237H151ZM157 236V237H156ZM168 236V237H169ZM172 236H173V239H172ZM184 238H183V237ZM187 236L189 237V244H191L192 243V250L193 251H189V253H187L188 252V249L185 247V246H183L184 245V240L183 239H185V238H187ZM207 236V237H206ZM220 236H221V238H220ZM223 236V237H222ZM254 236V237H253ZM26 237V238H25ZM136 237V238H135ZM156 237V238H155ZM205 237H206V239H205ZM6 238H8V239H6ZM100 238V237H99ZM102 238H100L99 240L98 239H96V240H98V244L100 245V247L99 246H95V245H98L96 242H94V243H96V244H94V247H95V249L96 250H101L102 248L101 247H103L101 244H102V242H101V240H102ZM151 238H153V239H151ZM167 238V239H166ZM217 238H218V240H217ZM229 238V239H228ZM36 239V241L37 242H35L34 240ZM163 239H164V241L165 242H163L164 243V245H163V248H161L160 246V248L157 246L156 247V249L154 248L157 244H159V245H161V244H163L162 243V241H163ZM191 239V240H190ZM193 239V240H192ZM204 239H205V241H204ZM6 240H8V243L6 244L7 245V247H6V245L4 244V243H6ZM28 240H30V241H28ZM33 240V242H31ZM40 240V239H39ZM116 240H117V237H116ZM120 240V239H119ZM130 240V241H129ZM153 240V241H152ZM159 240H162V241H159ZM186 240V239H185ZM222 240V241H221ZM225 240V241H224ZM14 241V242H13ZM134 241V242H133ZM150 241V242H149ZM219 241H221V242H219ZM233 241V242H232ZM238 241V240H237ZM25 242V243H24ZM30 242L32 243V244H30ZM130 242V243H129ZM132 242V243H131ZM152 242V243H151ZM207 242H208V244H207ZM210 242V243H209ZM217 242V243H216ZM34 243H37V245L36 244H34ZM133 243H134V245H133ZM151 243V244H150ZM154 243V244H153ZM161 243V244H160ZM179 243V244H178ZM215 243L216 244H218V245H215ZM232 243V244H231ZM34 244V245H33ZM50 244V243H49ZM130 244V245H129ZM234 244V245H233ZM9 245V246H8ZM33 247H35V245H36V247L35 248H33ZM135 247V249H134V247ZM150 245V246H149ZM152 245V246H151ZM168 245H169V247H168ZM208 245V246H207ZM71 246V247H70ZM176 246H177V248H176ZM217 246H218V248H217ZM4 247V248H3ZM9 247V250H7V248ZM164 247H166V248H164ZM3 248V249H2ZM12 248V247H11ZM45 248H47V249H45ZM83 248H85V246H83L82 248H81V251L83 250ZM127 248L129 249V250H127ZM144 248V249H143ZM151 248V249H150ZM153 248V249H152ZM161 249V251L159 250V249ZM206 248V249H205ZM29 249L31 250V251H29ZM131 249V250H130ZM163 249V250H162ZM165 249V250H164ZM173 249V250H172ZM187 249V250H186ZM4 250V251H3ZM7 250V251H6ZM21 250V251H22ZM85 250V249H84ZM156 250V252L154 253V251ZM179 250V251H178ZM211 250V251H210ZM257 251V253L259 254H256V251ZM11 251V252H10ZM25 251H24V253H25ZM29 251V252H28ZM72 251V250H71ZM70 251V252H71ZM127 251V252H126ZM159 251V252H158ZM187 251V252H186ZM216 251H217V253H216ZM234 251V252H233ZM255 251V252H254ZM130 252V254H132L133 253V255L134 256H130V255H128V253ZM138 252H140V253H138ZM192 252V253H191ZM209 252V253H208ZM224 252V253H223ZM226 252V253H225ZM135 253V254H134ZM158 253V254H157ZM236 253V254H235ZM20 252H19V255L18 256H20ZM26 254V253H25ZM54 254V255H53ZM69 254V253H68ZM114 254V253H113ZM122 254V255H121ZM179 254V255H178ZM23 255V252H22V254H21V256L20 257H22V258H25V257H23L22 256ZM29 255V254H28ZM29 255V256H30ZM121 255V256H120ZM233 255V256H232ZM148 256H150L151 258L149 259V257ZM166 256V257H165ZM198 256V255H197ZM207 256V257H206ZM218 256V257H217ZM232 256V257H231ZM238 256H240L239 258H241V260L240 261H238V260H236L237 259V257ZM8 257H9V255H8ZM13 257V258H12ZM11 257V254H10V257L8 258V260L6 261V262H4L3 264H20L21 263V258L20 257H14V256H12ZM133 257V258H132ZM158 257V258H157ZM224 257V258H223ZM250 257V258H249ZM28 258V257H27ZM30 258V257H29ZM232 258V259H231ZM244 258H245V260H244ZM128 259V260H127ZM177 259L179 260V261H182V259H183V263L182 262H180V263H178L179 261H177ZM25 260V259H24ZM24 260H22L23 262H24ZM79 260H80V257L79 256H76L75 257V259L73 260V264H79ZM27 261H28V259H27ZM109 261V260H108ZM108 262V264L110 263V264H112L111 262ZM137 261V262H136ZM149 261V262H148ZM208 261V262H207ZM216 261H218L217 263H216ZM233 261H235L234 263H233ZM26 262V261H25ZM24 262V263H25ZM29 262H31V260L29 261ZM146 262V263H145ZM207 262V263H206ZM226 262V263H225ZM22 264V263H21ZM28 264H32V263H28ZM229 264V263H228Z\"/></svg>",
    "mask_w": 264,
    "mask_h": 264
}]
</instances>
